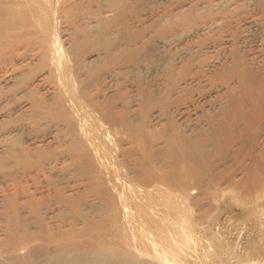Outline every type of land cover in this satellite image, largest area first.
<instances>
[{
    "label": "rangeland",
    "instance_id": "obj_1",
    "mask_svg": "<svg viewBox=\"0 0 264 264\" xmlns=\"http://www.w3.org/2000/svg\"><path fill=\"white\" fill-rule=\"evenodd\" d=\"M135 4L136 7L134 6L133 8L135 10L132 9L131 7V10H133V12L128 9L126 10L125 12H122V16H121V13L118 14V17L116 18V20H114L112 23V26H116V25H119V26H123L124 23L126 22H129L131 19H134L136 21H139V20H142V17L143 19L144 18H147L148 16L151 17V19L153 20H149L148 22L150 24H147L146 23V27L148 28H151V25L154 26L157 24V22H159L160 20V17L164 14H167L169 12V6L166 4V3H150V5L146 4L147 5V8L142 11L140 13V10H141V6L142 4H144V0L141 1V0H135ZM201 1H204V0H192V2L194 4L197 3H200ZM206 1V0H205ZM210 2L208 3H211L213 2L214 0H208ZM217 1V0H215ZM214 1V2H215ZM241 2L243 1H249V0H240ZM254 7L253 5L251 6H248V4L246 6H248L246 8L245 5H242V6H236L232 11L233 12H230V13H233L231 15H229L230 13L226 12L227 15L225 14V11H221V12H224V16H227V17H224L226 21L225 24L222 25V29L221 30H217L218 32H216L217 34L214 32H212L213 34L211 33H206L201 36H203L205 39H207L205 41V39L203 37H199V38H196L194 39L192 42L190 41H187L188 44H198V46H201L203 47L205 45V43H211L213 46V50L212 49H208V50H201L200 53L202 54H199L200 58H204V59H201V61L203 62L210 59L213 55L215 56H219L221 55L223 52H225V54H228L229 56L231 54H233V58L235 59V57L237 58L238 56V59H237V64H236V59L234 61V59L232 57H229L232 59V62H231V59H229L228 61H226L224 64H222L220 67H221V70L223 69V67L225 68V75H223L222 77V81L221 80V77L218 79H216V77H218L219 75H216L217 73L214 72V78H213V75L211 76V82L213 83V86L216 84H220L222 83L223 84V93L221 94V97H222V105L219 106L218 108H216L215 110H218L219 111H209V112H205L203 113L202 115H204L203 117H201L202 119L204 118H207L208 116H210L208 119H204L205 120V123H206V127H207V124L209 126L208 129L204 127L200 128L201 130H203V132L198 129L196 130L194 133H185V134H182L180 132V125H179V122L178 120L176 119L175 117V114L173 113V109L176 102H178L180 99L183 100L184 97H178V100L175 98V97H168L169 99H165L164 101H162V103L160 104V102L157 104L158 106L156 107L155 105L151 106L150 103L152 104V100L148 97L147 95V92L145 90L144 87H141L139 86L138 87V91L141 90V92L143 93V95L145 96V93H146V97L144 98V101L141 103V105L139 106V109L140 111L142 112V115L143 113L147 110V112L144 113V116H142V120H137L136 122H124L125 119L124 117L125 114H129L130 112V109L129 107L126 105V104H123V106H120L117 108H120V109H117V108H113L111 110V114L113 115L112 116V120L111 119H104V121L102 122L103 119H100L99 121H96V117H93V115L89 114L85 108L79 106L76 102L72 101L71 102V105L73 106L72 109L74 111V115L75 117H77V119H79L80 121L82 120L83 121H87V122H90L91 121V117H93L92 119H94V122H95V127L96 129L100 132H94V134H90L91 132H93L95 129H92L91 127V130L89 129H86L88 135H91V136H86V137H81V139L79 138V140L77 141L79 144H78V148L75 147V149L73 147H71L69 144H70V138L67 137L64 139H62V137L64 135L62 134H59L60 132L62 133L63 130L65 129V126L64 124L62 123L61 127L59 126V129L57 128V130L55 131V135H57V137L59 138V141L57 137L53 136L52 138L57 142L59 141V145L58 144H55L54 143V140L52 139H49L48 138L46 139L47 143H45V140L42 142V144H40L41 149L40 150V153L38 152L39 150L38 149H35V150H38L37 151V154L33 151L35 150H29V148L26 146V144L24 145L26 147H23V149H21L20 151L22 152V155L26 153H28V158L26 159H19V160H16V161H12V163H9L7 164H4L3 167H6L3 169H1L0 167V194L3 195L2 199L0 200V223H2V225L0 224V229L3 230V234H1L0 236V255H1V251L4 252V249L6 251V247H7V251L3 253V257L0 256V263L1 264H54L57 259L60 257H65V256H69V255H79L80 256V253L82 257H87L89 256V254H97L98 252L99 253H102V252H106L108 253L109 255H115L116 253V256L118 255L119 257L121 256V258L125 257V258H131L130 256H135V257H132L131 259H133L136 263L138 264H142V262L144 264H168L169 262V258H168V255L166 254H170L169 251H171L174 247L177 248L178 251H180L182 254V258L181 259V264H264V195H261V197L257 194L258 190H259V186H261L262 183H264V113L263 111L261 112V107L264 108V62L263 63H260L259 59H257V61H251V59H249V53L250 54H253L254 50H256V48L258 47H262L264 48V45L261 44L262 41H263V36L259 35L260 33L259 30V27L260 25H263L264 24V0H254ZM213 2V3H214ZM260 2V4H259ZM141 3V4H140ZM192 3V5L194 6V4ZM255 3H257L259 6V8L256 6L255 7ZM256 4V5H257ZM263 4V5H262ZM154 5V6H153ZM261 5V6H260ZM149 7V8H148ZM154 10H153V8ZM240 9H238V8ZM250 7H253V8H250ZM263 7V8H262ZM138 8V9H137ZM168 8V9H167ZM247 9V10H246ZM256 9V10H254ZM137 10V11H136ZM148 10V11H147ZM164 10V12H163ZM168 10V11H167ZM237 10V11H236ZM241 10V11H239ZM244 10V12H243ZM246 10V11H245ZM127 11L129 13H133L131 15L128 13V16L126 15L127 14ZM145 11L147 12V14L145 13ZM239 11V12H238ZM249 13H248V12ZM255 11V12H254ZM136 12H139V14H136ZM162 12V14H161ZM190 11L186 10L185 13H189ZM242 12V13H241ZM151 13V14H150ZM154 13V14H153ZM237 13V14H236ZM240 15H239V14ZM259 13V14H258ZM134 14H136L134 16ZM146 14V15H145ZM176 14V13H175ZM178 14H181V13H178ZM176 14V15H178ZM223 14V13H222ZM241 14H243L241 16ZM247 14V15H245ZM120 15V16H119ZM142 15V16H141ZM148 15V16H147ZM160 15V16H159ZM234 15V16H233ZM137 16V18H136ZM140 16V17H139ZM147 16V17H145ZM159 16V17H158ZM231 18H230V17ZM244 16V17H243ZM247 16V17H245ZM252 16V17H251ZM258 16V17H257ZM128 17V18H127ZM237 17V19L235 18ZM238 17H241V18H238ZM130 18V19H129ZM136 18V19H135ZM227 18H228V21L227 22ZM236 20H235V19ZM243 18V19H242ZM254 20L255 22H258V19H260L259 21L261 22H258L259 24L255 23L253 20L251 22V20ZM255 18V19H254ZM258 18V19H257ZM156 22H155V20ZM246 19L248 21H246ZM70 20V22H69ZM73 18L72 19H67V21H64L66 22L64 24V28L63 27H60L57 28L56 27V36L58 38H63V34H64V29L66 32H70L71 33V36H73L72 32H73V29L75 30V28H77L75 24H78ZM122 20H123V24H122ZM235 22H234V21ZM118 21V22H117ZM70 23L71 25H68V23ZM117 22V23H116ZM250 22V23H249ZM58 23H62V20H60V22H57L56 23V26ZM154 23V24H153ZM252 23V25H251ZM254 23V24H253ZM63 24V23H62ZM74 26H73V25ZM231 24V25H230ZM150 25V26H148ZM228 25V26H227ZM113 26V27H114ZM143 27L142 28H146V27ZM224 26V27H223ZM258 26V27H257ZM137 26H133L132 28L128 27L127 29L129 30L128 32L132 33V35H134L135 33V38L136 36H140V33L142 35V33H144L145 29H140L138 25V30L136 29ZM226 27V28H225ZM243 27V28H242ZM58 29V31H57ZM132 29V30H131ZM135 30V32H134ZM137 30V31H136ZM142 30V31H140ZM231 30V31H230ZM61 31V32H60ZM132 31V32H131ZM228 31V32H227ZM235 31V32H234ZM138 32V33H137ZM223 32V33H222ZM232 32V33H231ZM244 32V33H243ZM252 32V33H251ZM257 32V33H256ZM222 33V34H221ZM240 33V34H239ZM231 34L232 38H231V42L229 41V43H225V40L228 38V36ZM238 34V35H237ZM252 34V35H251ZM258 34V35H257ZM212 35V36H211ZM221 35V36H220ZM251 35V36H250ZM210 36V37H209ZM213 36H216V37H213ZM229 36V37H231ZM260 38H259V37ZM221 37V38H220ZM226 37V38H225ZM236 37V38H235ZM238 37V38H237ZM250 38V39H249ZM255 38V39H254ZM212 39V40H211ZM230 39V38H228ZM262 41H261V40ZM236 40V41H234ZM260 40V41H259ZM196 41V42H195ZM202 41V42H201ZM200 44H199V43ZM253 42V43H252ZM258 42V43H257ZM215 43V44H214ZM225 43V44H224ZM196 44V45H197ZM243 44V45H242ZM261 44V45H260ZM203 45V46H202ZM224 45V46H223ZM258 45V46H257ZM263 45V46H262ZM216 47V48H215ZM231 47V48H230ZM256 47V48H255ZM219 48V49H218ZM226 48V50H225ZM230 50V53L227 51H229L228 49ZM261 48V49H262ZM217 49V50H216ZM247 49V50H246ZM63 50V49H62ZM250 50V51H249ZM203 51V52H202ZM264 52V50H262ZM62 51L60 50H57V55L59 56ZM205 52V53H204ZM214 52V53H213ZM238 52V53H237ZM262 52V53H263ZM59 53V54H58ZM206 54V55H205ZM219 54V55H218ZM235 54H239V55H235ZM242 54V57H240ZM264 54V53H263ZM204 55L206 56V58L208 57V59H206L204 57ZM244 55H247V56H244ZM202 56V57H201ZM235 56V57H234ZM242 58V60H241ZM244 58V59H243ZM206 59V60H205ZM239 60H241L240 62H243L245 60H247L248 63H251L248 65V63L246 62H243L245 63L244 66L242 65V63L239 62ZM235 63H234V62ZM255 62V63H254ZM235 65H233V64ZM261 64L260 66H263V67H259V65L257 64ZM248 66H247V65ZM255 65V66H251V65ZM231 65V66H230ZM233 65V66H232ZM246 65V66H245ZM239 66V67H238ZM250 66V67H249ZM231 67V68H230ZM235 68V70H238V71H235L232 69ZM242 68V72L240 69L238 68ZM246 67L248 69V71H245L246 70ZM251 68V69H250ZM256 70H255V69ZM258 68V70H257ZM260 68H262V73L260 70ZM245 69V70H244ZM251 71H250V70ZM253 69V70H252ZM221 70L219 72H221ZM241 74H240V72ZM255 70V71H254ZM259 71V72H258ZM249 72V73H248ZM252 72V73H251ZM259 76H258V74ZM239 73L240 75L238 76L237 74ZM243 73V74H242ZM246 73V74H244ZM236 74V75H235ZM252 74V75H251ZM251 77H250V76ZM235 76H238L237 78H235ZM245 78H244V77ZM260 76H263L260 77ZM263 79V80H260V78ZM243 78V80H242ZM258 78V79H257ZM228 79H229V82H228ZM237 79V80H236ZM238 79H240L238 81ZM152 80V79H151ZM151 80H148L147 83L151 84ZM257 80V81H256ZM219 81V82H218ZM222 81V82H221ZM232 81V82H231ZM236 81V82H235ZM263 81V82H262ZM245 85H242V83ZM215 83V84H214ZM236 83V84H235ZM238 83H239V86H238ZM233 84V85H232ZM215 85V86H216ZM230 85V86H229ZM191 86V85H190ZM229 86V88L227 87ZM234 86V87H233ZM246 86V88L243 87ZM263 86V87H262ZM3 87L1 90H4L5 88H8V87H4V86H1ZM195 90H193L194 88ZM248 87V88H247ZM193 88V89H192ZM232 88V90H231ZM236 88V89H235ZM241 88V89H240ZM243 88V89H242ZM262 88V89H260ZM193 92H192V90ZM228 89H229V92H228ZM238 89V90H237ZM259 89V91H258ZM7 90V89H6ZM5 90V91H6ZM126 90V91H125ZM121 91L119 96L120 97H123L124 95L127 96H124V98H126V102L129 100L128 99V95H132L133 92H130V88L126 87V89ZM238 94H237V92ZM40 91H42L43 93H41ZM206 89L202 86H196V85H193L191 88L189 86H187L186 88V95L184 94L183 96H186L185 98H189L186 100V105H188L187 107V110L189 112H192L194 110H197L198 108V105H201L203 104L205 101H209V102H212V100H215V97H205L204 99L201 98L202 94L205 93ZM230 91L233 93V91H235V93H233L235 96L234 97H231V94ZM243 91V92H242ZM39 93L43 94L45 93V90L43 89H40L38 91ZM124 92V93H123ZM241 92V94H240ZM252 92V93H251ZM259 92V93H257ZM39 93H37V97H39ZM123 93V94H122ZM128 93V95L126 94ZM132 93V94H131ZM198 96H197V95ZM228 94V96H227ZM229 94H230V99H232L231 101H228L230 99H228L229 97ZM232 94V95H233ZM122 95V96H121ZM188 95V96H187ZM240 95V96H238ZM42 96V95H40ZM143 96V97H144ZM227 96V97H226ZM236 96H238L236 98ZM257 96V97H256ZM18 97V95L16 96ZM13 98L14 100H18V101H21V95L19 94V97L18 98ZM192 99H191V98ZM240 97V98H239ZM151 100H149V99ZM228 100H227V99ZM148 102H146L147 100ZM195 101V102H192L191 100ZM200 99V101H199ZM207 99V100H206ZM244 99V100H242ZM254 99V100H253ZM261 99V101H260ZM237 100V101H236ZM240 100V101H239ZM242 100V101H241ZM189 101V102H188ZM198 103H197V102ZM203 103H202V102ZM228 101V102H227ZM238 101L241 103V105L243 106H239L238 104ZM244 101V102H243ZM255 101V102H254ZM150 102V103H149ZM233 102V103H231ZM147 103V104H146ZM165 103V104H164ZM171 103V104H170ZM191 103V104H189ZM193 103V104H192ZM197 103V104H196ZM229 103V105H228ZM232 107H231V105ZM244 103V104H243ZM77 104V105H76ZM164 104L165 106V109H167L165 111L164 109V106L162 105ZM235 104V105H234ZM262 104V105H261ZM126 105V106H125ZM150 105V106H148ZM162 105V106H161ZM169 105H170V108H169ZM246 105V107H245ZM261 105V106H260ZM145 106H148L145 107ZM237 106V107H236ZM239 106V107H238ZM254 106H257V107H254ZM80 107V108H78ZM145 107V108H144ZM152 107V108H151ZM154 107H156L157 109L159 108H162L160 111L162 112V115L163 114H166L165 116L167 117L168 120H170V118L168 116H171V120L168 121L167 119H164V117L159 120L158 122H152V124L150 123V125H148L145 121V116L147 115V113L149 112L148 110H151L153 109ZM200 107V106H199ZM76 108V109H75ZM123 108V109H122ZM256 108V109H255ZM75 109V110H74ZM78 109V110H77ZM81 111H80V110ZM83 109V110H82ZM164 109V110H163ZM199 109V108H198ZM239 109V110H238ZM243 111H242V110ZM255 109V110H254ZM122 110V111H121ZM129 110V111H128ZM172 110V111H171ZM253 110L255 111V114L253 113ZM264 110V109H262ZM80 111V112H79ZM125 111L127 113H125ZM165 111V112H163ZM171 111V112H170ZM222 111V112H221ZM224 111V112H223ZM117 112V113H116ZM169 112V113H168ZM216 112H219L216 114ZM244 112V113H243ZM116 113V114H115ZM123 113V114H122ZM221 113V114H220ZM224 113V114H223ZM146 114V115H145ZM208 114V115H207ZM245 114V115H244ZM86 115V116H85ZM173 115V116H172ZM201 115V116H202ZM221 115H226L224 116L225 118H223L224 120H222L221 118ZM83 118H81V117ZM85 116V117H84ZM89 116L90 118V121L88 119ZM206 116V117H205ZM212 117V118H211ZM219 117V118H218ZM228 117V118H227ZM244 117V118H243ZM81 118V119H80ZM85 118V119H84ZM122 118V119H121ZM247 118V119H246ZM11 122V118H2L1 120H4L3 123H1L2 121L0 120V129L1 131H3L5 125L7 124H10L9 123V120ZM215 119V121H213ZM244 119V120H243ZM7 120V122H6ZM108 120V121H107ZM164 120V121H162ZM167 120V121H165ZM177 120V121H175ZM206 120H208L206 122ZM210 120V121H209ZM218 120V121H217ZM248 120V121H246ZM250 120V121H249ZM142 121V122H141ZM176 123H175V122ZM231 121V122H230ZM252 121V122H251ZM93 122V121H92ZM93 122V123H94ZM98 122V123H97ZM124 122V123H123ZM178 122V124H177ZM218 122H221V123H218ZM230 122V123H229ZM242 122V123H241ZM258 122V124H257ZM260 122V123H259ZM262 122V123H261ZM91 123V122H90ZM90 123H87L88 125ZM129 123V124H128ZM229 123V124H228ZM2 124H5V125H2ZM101 124V125H100ZM104 127H102L103 125ZM106 124V125H105ZM123 124V125H122ZM126 124V125H125ZM222 124V125H221ZM241 124V125H240ZM243 124V125H242ZM251 124V125H249ZM6 125V126H7ZM78 125V124H77ZM117 125V126H116ZM146 125V126H145ZM175 125V126H174ZM179 125V127H178ZM220 125H221V128H220ZM227 125V126H226ZM262 125V126H261ZM64 126V128H62ZM99 126V127H98ZM101 126V127H100ZM115 126V128H113ZM121 126V127H119ZM129 126V127H128ZM149 126V127H147ZM177 126V127H176ZM261 126V127H260ZM67 127V126H66ZM77 127V126H76ZM87 127V125H86ZM89 127V126H88ZM93 126V128H95ZM110 127V128H109ZM128 127V128H127ZM132 127V128H131ZM172 127V128H170ZM256 127V128H255ZM101 128V129H100ZM103 128V129H102ZM169 128V130H168ZM212 131H211V129ZM217 128V129H216ZM219 128V129H218ZM223 128V129H222ZM226 128V129H225ZM263 128V129H262ZM42 129V128H41ZM40 129V130H41ZM109 129V130H108ZM116 129V130H115ZM132 129V130H131ZM160 129V130H159ZM167 129V130H166ZM254 129V130H253ZM262 129V130H261ZM40 130L38 132H35L34 129H33V132H35L34 134L38 135V136H41L44 135L45 130L49 131V129H47L46 127L43 128L41 130V134H40ZM44 130V131H43ZM61 130V131H60ZM126 130V132H125ZM128 130H130L128 132ZM154 130V131H153ZM176 130V131H174ZM210 130V131H208ZM214 130V131H213ZM217 130V131H215ZM220 130V131H219ZM222 130V131H221ZM251 130V131H250ZM261 130V132H260ZM47 131V132H48ZM60 131V132H59ZM118 131V133H116ZM166 131V132H165ZM169 131V132H167ZM173 131H174V134H173ZM198 131H200L201 133H199ZM242 131V132H241ZM251 133H250V132ZM32 131L29 133V134H32L33 133ZM43 132V133H42ZM113 132V133H112ZM120 132V134H119ZM125 132V133H124ZM128 132V133H127ZM142 132V133H141ZM147 132V133H145ZM150 132V134L148 133ZM171 132V133H170ZM177 135H176V133ZM207 132V133H205ZM218 132V133H216ZM97 133V135H96ZM111 133V134H110ZM138 133V134H137ZM151 133H152V136H151ZM169 133V134H168ZM206 134V137L205 136H202L203 134ZM213 133V134H212ZM220 133V134H219ZM24 134V133H22ZM75 134L77 135V133L75 132ZM99 134V135H98ZM103 134V135H102ZM137 134V136L135 135ZM148 135V136H144V135ZM155 134V135H154ZM167 134V135H166ZM181 134V135H180ZM187 134V135H186ZM188 134H191V135H188ZM194 134V135H193ZM200 136H199V135ZM202 134V135H201ZM212 134V136H210ZM251 134V135H250ZM62 135V137H61ZM112 135V136H111ZM115 135H118V136H115ZM143 135V136H142ZM170 135V136H169ZM174 135V136H173ZM175 135L177 137H175ZM193 135V136H192ZM198 135V136H197ZM209 135V136H208ZM23 136V135H22ZM61 138H60V137ZM96 138H94V137ZM115 136V137H114ZM124 138H123V137ZM127 136H128V140H127ZM131 136V137H130ZM137 139H135L136 137ZM140 136V137H139ZM163 136V138H162ZM167 136V137H166ZM182 136V137H181ZM191 136V137H190ZM225 136V137H224ZM256 136V137H255ZM80 137V136H79ZM90 137V138H89ZM100 137V138H99ZM111 137V138H110ZM126 137V138H125ZM143 137V138H141ZM150 137H154L153 140L152 138ZM172 137V138H171ZM181 137V138H180ZM186 137V138H185ZM196 137H199L198 139ZM76 138H78V135L76 136ZM88 138V139H87ZM94 138V139H93ZM118 138V139H117ZM130 138V139H129ZM140 138V139H139ZM145 138V139H144ZM157 138V139H156ZM174 138V139H173ZM191 138V141L188 139ZM201 138V139H200ZM206 138V140H205ZM218 138V139H217ZM241 138V139H240ZM67 139H69L67 141ZM75 139V138H74ZM91 139V140H90ZM99 139V142H97ZM121 139H124L123 141H121ZM133 139V140H132ZM142 141H139L141 140ZM162 139V140H161ZM193 139V140H192ZM204 139V140H203ZM64 140V141H63ZM93 140V141H92ZM110 142V144L108 145V141ZM117 140V141H115ZM132 140V141H131ZM137 140V141H136ZM158 140V141H157ZM161 142H160V141ZM200 140V142H199ZM202 140V142H201ZM211 140V141H210ZM49 141V142H48ZM96 141V143L94 142ZM125 141L127 143H125ZM145 141H146V144H145ZM155 141V142H154ZM183 141V142H182ZM196 141V142H195ZM220 141V142H219ZM64 142V143H63ZM67 142V143H66ZM69 142V144H68ZM81 142V143H80ZM86 142V143H85ZM88 142L90 144H88ZM102 142H105V143H102ZM113 142V143H112ZM118 142V143H116ZM121 142V143H120ZM124 142V143H123ZM129 142V143H128ZM134 142V143H133ZM137 142H140V143H137ZM143 142V143H142ZM150 145H148L147 144ZM208 142V143H207ZM54 143V144H53ZM61 143V144H60ZM131 143V146L134 145V146H130V150L129 151V148H128V144ZM133 143V144H132ZM137 143V145L135 144ZM160 143V144H159ZM181 143V144H180ZM184 143V144H183ZM190 143V144H189ZM198 143V145H197ZM202 143V144H201ZM44 144H46L47 146H45ZM51 144V145H50ZM65 144V146L63 145ZM93 144H95V147ZM99 144V145H98ZM103 144V146H102ZM143 144V145H142ZM169 144V145H168ZM180 144V145H178ZM192 144V145H191ZM43 145V146H42ZM56 145V146H55ZM57 145L59 146L57 148ZM63 147H62V146ZM89 145V146H88ZM93 145V147L91 146ZM101 145V146H100ZM105 145V146H104ZM139 145V146H138ZM174 145V146H173ZM187 145V146H186ZM203 145V146H202ZM52 146H55V148H53ZM111 147L110 149H108L109 147ZM121 146V147H120ZM145 146H148L145 148ZM153 146V147H152ZM157 147L156 148H154ZM182 146V147H181ZM225 146V147H224ZM62 147V148H61ZM92 147V148H91ZM96 148V151L93 150V148ZM123 147V148H122ZM137 147V148H135ZM152 147V148H151ZM179 147V148H178ZM181 147V148H180ZM188 149H187V148ZM202 147V148H200ZM43 148V149H42ZM44 148L46 149L45 151L47 152H44ZM49 148V149H47ZM73 148V149H72ZM86 148V149H85ZM99 148V149H98ZM133 150H132V149ZM145 148V149H143ZM150 148V150L148 149ZM177 148V150H175ZM190 148V149H189ZM25 149V151H24ZM51 149V150H50ZM70 149V150H69ZM101 149V150H100ZM105 150V152L102 154V152ZM108 149V151H107ZM121 149V150H120ZM127 149V150H126ZM152 149V150H151ZM156 149V150H155ZM41 150H42V154L44 155H41ZM80 150V151H79ZM89 152H88V151ZM100 150V151H99ZM115 150V151H114ZM141 150V151H140ZM181 152H180V151ZM32 151V152H31ZM108 154H107V152ZM109 151H114L113 153ZM117 151L120 153H117ZM134 151H138L139 153L137 154L136 152ZM150 151V153H149ZM186 151V152H185ZM16 153L19 152V151H15ZM14 152V154H16ZM20 152V154H21ZM29 152L31 154H29ZM55 152V153H54ZM62 152V153H61ZM66 152V153H65ZM93 152L94 153H97L95 155H93ZM100 152V153H99ZM133 152H134V155H133ZM172 152V153H171ZM59 153V154H58ZM71 153L72 155V158L71 155H69ZM74 156H73V154ZM85 153V154H84ZM100 155H99V154ZM115 153V154H114ZM171 153V154H170ZM174 153V154H173ZM181 153V154H180ZM19 154V153H18ZM35 154L39 157H42L40 161H38L36 164L33 163L34 161H30L32 160V158H29V156H35ZM64 154V155H63ZM66 154L67 157H69V159L66 157ZM77 154V155H76ZM102 154V155H101ZM110 154V155H109ZM128 154V155H127ZM131 154V155H130ZM155 154V155H154ZM20 155V156H22ZM41 155V156H40ZM47 155V156H46ZM54 155V156H53ZM58 155V156H56ZM59 155L61 156V158L59 157ZM64 158H63V156ZM78 155H80L78 157ZM82 155V156H81ZM106 155V156H105ZM115 155V157H114ZM117 155V156H116ZM130 155V156H129ZM179 155H181L182 157H180ZM192 155V156H191ZM197 155V156H196ZM49 157V158H46V157ZM56 156V157H55ZM120 156L119 160L117 161V157ZM53 157V159H52ZM78 157V159H77ZM124 157V158H123ZM214 157V158H213ZM20 158H24L23 156L20 157ZM59 158V160L57 159ZM76 158L77 159V162H76V159H75V163H77V165H71L72 162V159ZM91 158V159H90ZM98 158V159H97ZM102 158V159H101ZM109 158V159H108ZM111 158V159H110ZM115 158V159H114ZM137 158V159H136ZM43 159V161H42ZM51 159V161H50ZM62 159V160H60ZM84 159V163H82V160ZM94 161H93V160ZM108 159V160H107ZM113 159V160H112ZM122 159V160H121ZM142 159V160H141ZM21 160V161H20ZM55 162H54V161ZM57 160V161H56ZM92 162L89 164V162ZM100 160V161H99ZM112 160V162H111ZM147 160V161H146ZM190 160V161H189ZM23 161V162H22ZM49 161V162H47ZM53 161V162H52ZM98 161V162H97ZM108 161V163H107ZM114 161V162H113ZM122 161V162H121ZM150 161V162H148ZM189 161V163H188ZM17 162V164H15ZM21 162V163H20ZM29 162V163H28ZM61 162V163H60ZM70 162V163H69ZM102 162V163H100ZM104 162V163H103ZM31 163V164H30ZM33 163V164H32ZM48 165H47V164ZM50 163L52 165H50ZM55 163V164H54ZM66 163L67 167L66 166ZM85 165L83 167V165ZM110 163V164H109ZM117 163V164H116ZM126 163H129L126 164ZM191 163V164H190ZM23 164V165H22ZM36 166H35V165ZM42 164H46V165H42ZM55 166H54V165ZM74 164V163H73ZM92 164V165H91ZM104 164V165H103ZM106 164V166H105ZM114 164V165H113ZM152 164V165H151ZM179 164V165H178ZM19 167H17V166ZM24 165H25V168H24ZM27 165V166H26ZM33 165V166H31ZM43 167H41V166ZM50 165V166H49ZM62 165V166H61ZM71 165V166H70ZM89 165V167H88ZM108 165V166H107ZM142 165V166H141ZM174 165V166H172ZM183 165V166H181ZM9 166V167H8ZM15 166V167H14ZM29 166V167H28ZM49 166V167H48ZM53 169H52V167ZM64 166V167H63ZM76 166V167H74ZM103 166V167H102ZM111 166V167H109ZM159 166L163 167V168H159ZM50 168L51 170H49L48 168ZM58 167V169L56 170L55 168ZM67 167V168H66ZM77 167H78V170H77ZM91 170H88V168ZM107 169H106V168ZM169 167V168H168ZM172 167V168H171ZM257 167V168H256ZM10 168V169H9ZM21 171H20V169ZM26 168H28L26 170ZM31 168V169H30ZM34 168V169H33ZM35 168H37L35 170ZM63 168V169H62ZM65 168V169H64ZM80 168V169H79ZM101 168V169H100ZM133 168V169H132ZM165 168V169H164ZM168 168V169H167ZM180 168V169H179ZM183 168V169H182ZM7 169V170H6ZM14 169V171H16L15 173H18L17 174H13L12 170ZM19 169V170H18ZM40 171H39V170ZM43 169V171L45 172V174H43V171L41 172V170ZM48 169L49 171H52V172H48ZM59 169H61L59 171ZM83 169V170H82ZM107 173H106V171ZM186 172H185V170ZM191 171V173H189L190 176H188V171L189 170ZM2 170V171H1ZM4 170V171H3ZM6 170V171H5ZM31 171V172H28ZM63 170L65 172H63ZM67 170V171H66ZM74 170V172H72ZM77 170V171H76ZM110 170V171H109ZM114 170V173L113 171ZM132 170V171H131ZM135 170V171H134ZM165 170H166V174H165ZM179 170V171H178ZM188 170V171H187ZM8 171V172H7ZM10 171V172H9ZM58 171V172H56ZM76 171V172H75ZM79 171V172H78ZM82 171L81 173V176H80V172ZM84 171V173H83ZM99 171V173H98ZM103 171V172H101ZM116 171V172H115ZM169 171V173H168ZM174 171V173H172ZM4 172V173H3ZM6 172V173H5ZM37 172V174H36ZM55 172V173H54ZM63 173H66L65 174H62ZM113 173L111 175V173ZM135 172V173H133ZM182 172V173H181ZM197 172V173H196ZM240 172H243L240 174ZM10 173V175H9ZM19 173L21 176H19ZM24 177H23V175ZM75 173V175L73 174ZM77 173H79L77 175ZM103 173H106V175H111L112 180L109 179L111 177L109 176H106L108 179H106V177L103 175ZM110 173V174H109ZM117 173V174H116ZM141 173V174H140ZM143 173V174H142ZM161 175H160V174ZM193 173V174H192ZM259 173V174H258ZM7 174V175H6ZM12 174V176H11ZM30 174V175H29ZM50 174V175H49ZM83 174V175H82ZM95 174V175H94ZM163 174V175H162ZM192 174V175H191ZM241 175V176H238ZM15 175V176H14ZM28 175V176H27ZM58 175V176H57ZM59 175L61 177H59ZM73 175V176H72ZM102 175V176H101ZM145 175V176H143ZM237 177H236V176ZM256 175V176H255ZM9 176V177H8ZM18 176V177H17ZM41 176V177H40ZM68 177L67 179L64 178V177ZM95 176V177H94ZM153 178H151V177ZM159 176V177H158ZM166 176V177H165ZM193 176V179L192 177ZM197 176V177H196ZM255 176V177H254ZM260 176V177H259ZM14 177H17V178H14ZM28 177V178H27ZM32 177V178H31ZM50 177V178H49ZM63 177V178H62ZM74 177H77L76 179H74ZM84 177V178H83ZM86 177V178H85ZM93 177V178H92ZM118 177V178H117ZM158 177V178H157ZM185 177V178H184ZM5 178V179H3ZM14 180H13V179ZM48 178V179H47ZM72 178V179H71ZM88 178L90 179L88 181ZM96 178V179H95ZM115 178V179H114ZM149 178V179H148ZM155 178V179H154ZM160 178V179H159ZM172 178V179H171ZM175 181H174V179ZM181 178V179H180ZM238 178V179H237ZM245 178V179H244ZM250 178V179H249ZM262 178V179H261ZM50 179V180H49ZM63 179V180H62ZM102 179V180H101ZM176 179H177V182L180 183L181 185L185 182L186 184V187L184 188H178L180 186V184H178L176 182ZM179 179V181H178ZM195 179V180H194ZM4 180V181H3ZM6 180V181H5ZM34 180V181H33ZM41 182H39V181ZM58 180V181H57ZM67 180V182H66ZM79 180V181H78ZM81 180V181H80ZM86 180V181H84ZM110 180H111V183L110 184ZM115 180V181H114ZM117 180H120L119 182ZM139 180V181H138ZM142 180V181H141ZM164 180V181H163ZM166 180V181H165ZM258 180V182L256 181ZM69 181L71 184H69ZM117 181V182H116ZM132 181V182H131ZM162 181V182H161ZM170 181V182H169ZM173 181V182H172ZM183 181V182H182ZM192 181V182H191ZM211 181V182H210ZM53 184H52V183ZM60 182V183H59ZM84 182L88 183V184H85ZM157 182V183H156ZM194 182V184H193ZM247 182V183H246ZM257 182V183H256ZM35 183V184H34ZM39 185H38V184ZM116 183V184H114ZM120 183V184H119ZM139 184V187H137V185ZM163 183V184H162ZM172 183V184H171ZM249 183V184H248ZM30 184V185H29ZM48 184V185H47ZM51 184V185H50ZM62 184V185H61ZM64 184L68 185L65 186ZM78 184H80V187L78 186ZM110 184V185H109ZM158 184V185H157ZM161 184V185H160ZM165 184V185H164ZM175 186H174V185ZM18 185V186H17ZM29 185V186H27ZM35 185V186H34ZM41 185V186H40ZM61 185V186H60ZM96 185V186H95ZM116 185V186H115ZM120 185V186H119ZM141 185H143L144 189L142 187H140ZM148 185V186H146ZM151 185L154 186L153 188L155 189H152V188H149V186ZM168 185V186H167ZM183 185V186H184ZM222 185V186H221ZM245 185L251 187V188H248L247 186L245 187ZM32 186V187H31ZM46 186V187H45ZM58 186V187H56ZM71 186V187H70ZM100 186H103L102 188H100ZM119 186V187H118ZM133 186V187H132ZM135 186V187H134ZM160 186V187H159ZM163 186V187H162ZM176 187L173 188V187ZM253 186V188H252ZM20 189H19V188ZM36 187V188H35ZM38 187V188H37ZM42 187V188H41ZM48 187V188H47ZM56 187V188H55ZM61 187V188H60ZM64 187V188H63ZM70 187V188H69ZM74 189H73V188ZM107 187V188H106ZM121 187V188H120ZM123 187V188H122ZM27 188V189H26ZM54 188V189H53ZM58 188V189H57ZM78 188L79 192H77L78 190H76ZM80 188V189H79ZM96 188V189H95ZM133 188V189H132ZM135 188V190H134ZM141 190H146L145 192L141 191ZM146 188V189H145ZM150 191L153 192L151 193L150 191H148L149 189ZM258 188V190H257ZM30 189V190H29ZM40 189V190H39ZM51 189V190H50ZM63 189V190H62ZM67 191H66V190ZM69 189V190H68ZM92 191H91V190ZM100 189H103V190H100ZM122 189L124 190L122 192ZM131 189V190H130ZM139 189V190H138ZM152 189V190H151ZM190 190L192 189L193 192L197 193L198 197L199 198H204L205 201L206 199L210 200L208 201V204L207 205H204V209H209V213L212 212L213 215L217 214V216L214 218V222H211V226L209 229L207 230H204L203 229V226L201 225H198L196 226L195 223L192 222V219L193 217L192 216V213L194 214V212L198 211V204H194L190 199V202L191 203L189 205V203L187 202L188 200V194H187V190ZM253 189V191H252ZM20 190V191H19ZM22 190V191H21ZM52 190H54L52 192ZM62 190V191H60ZM70 190H74L73 192L70 191ZM76 190V191H75ZM96 190H99V191H96ZM120 190V191H119ZM133 190V191H132ZM137 190V191H136ZM192 190H190L192 192ZM245 190H248V191H245ZM4 191V192H3ZM7 191V192H6ZM13 191V192H12ZM24 191V192H23ZM26 191V193H25ZM50 193H49V192ZM69 191V195H65V194H68L66 192ZM91 191V192H90ZM117 191V192H116ZM136 191V192H135ZM140 191V194L137 193ZM167 191V192H165ZM19 192V193H18ZM43 194H42V193ZM48 192V193H47ZM63 192V193H61ZM102 193L100 195V193ZM120 192V193H119ZM137 194H135V193ZM143 192V193H142ZM250 192V193H249ZM252 192V193H251ZM4 193V194H3ZM25 193V194H24ZM39 193V194H38ZM46 193V194H45ZM56 193V194H55ZM61 193V194H60ZM73 193V194H72ZM77 193V194H76ZM117 193V195L115 194ZM123 193V194H122ZM134 193V195H133ZM154 193V194H153ZM160 193V194H159ZM167 193V194H166ZM225 193V194H224ZM240 193V195H239ZM245 193V194H244ZM11 194V195H10ZM31 194V196H30ZM55 194V195H54ZM73 198H71V196ZM76 194V195H75ZM109 194V195H108ZM122 194L124 195V199L125 197L128 196V198L131 199V201H129L128 199V205H127V202L125 203L124 201H121V202H124L123 204L126 206H124L123 204H121V202L117 205V204H114L115 200H117V197L118 198H121L122 199V195L119 197V195ZM143 194V195H142ZM145 194H147L145 196ZM153 194V195H152ZM242 194V196H241ZM251 194H253L251 196ZM8 195V196H7ZM10 195V196H9ZM12 195L14 197H12ZM90 195V196H89ZM91 195H94L95 197L100 196V198H95L94 197V201H92V197ZM117 197H116V196ZM157 195L156 197H153ZM229 195V196H228ZM250 195V197H249ZM8 197L6 200V197ZM38 196V197H37ZM69 196V197H68ZM89 196V197H88ZM107 196V197H106ZM209 196V197H208ZM240 196V198H239ZM11 197V199L13 200H9V198ZM57 197V198H55ZM80 197V198H79ZM116 197V198H115ZM148 199H147V198ZM150 197V198H149ZM159 197V198H158ZM171 197H174V198H171ZM238 197V199H237ZM4 198V199H3ZM37 198V199H36ZM60 198V199H59ZM66 201H65V199ZM83 198V199H82ZM89 198L91 199L90 201L93 203L94 209L92 208H89L87 211H84L82 210L83 207H84V204L86 203H90L89 202ZM133 198H136L134 200L136 201H139L138 204L137 202H134ZM143 198V199H141ZM158 198V199H157ZM212 198V199H211ZM250 200H249V199ZM254 198V199H253ZM262 198V199H260ZM18 200L16 202V200ZM25 199V200H24ZM33 199V200H32ZM55 199V200H54ZM76 199V200H74ZM81 199V200H80ZM88 199V200H87ZM98 199V201H97ZM100 199V200H99ZM105 199V200H104ZM109 199V200H108ZM114 199V200H113ZM127 199V198H126ZM139 199V200H138ZM141 199V200H140ZM150 200V199H153V200H150V201H147V200ZM171 199V200H170ZM176 199V200H175ZM240 199V201H239ZM248 199V200H247ZM261 201H259V200ZM7 201L5 203V201ZM61 202H59V201ZM63 200V201H62ZM69 200V201H68ZM74 200V201H73ZM143 200V201H142ZM158 200V201H157ZM159 200L161 202H159ZM169 200V201H168ZM188 200V201H189ZM247 200V201H246ZM251 200H256L255 203H253V201ZM4 201V202H3ZM26 201V203L24 202ZM28 201V202H27ZM38 201V202H37ZM83 201V202H82ZM113 201V202H112ZM148 203H147V202ZM154 201V202H153ZM164 201H166L164 203ZM180 201V202H179ZM10 202V203H9ZM22 202V203H21ZM36 204H34V203ZM40 202V203H39ZM71 202V203H70ZM73 202V203H72ZM78 202V203H77ZM96 202V203H95ZM101 203V207H99V204L98 203ZM105 202V203H104ZM130 202H133L135 203V205L133 203L130 204ZM142 202V203H141ZM146 202V205L145 203ZM158 202V204H157ZM168 202V203H167ZM187 202V203H186ZM239 202V203H238ZM259 202V203H258ZM17 203V204H15ZM39 203V204H38ZM67 203V204H66ZM104 203V204H103ZM140 203V204H139ZM156 203V204H155ZM172 203V204H171ZM179 203V204H178ZM200 203V202H199ZM212 203V204H211ZM249 203V204H248ZM257 203V204H256ZM3 204V205H2ZM21 206H20V205ZM26 204V205H25ZM32 204V205H31ZM34 204V205H33ZM38 204V205H37ZM44 204V205H43ZM65 204V205H64ZM73 204V206L71 205ZM74 204H79L80 205V217H79V205H74ZM98 204V206H97ZM106 204V206H105ZM120 204L122 205V207L124 206V208H122L120 206ZM133 204V205H132ZM150 206H149V205ZM161 204V205H160ZM169 204V205H167ZM173 204H176V205H173ZM240 204V205H239ZM12 207H11V206ZM17 207H16V206ZM47 205V207H46ZM103 205V206H102ZM110 205V206H108ZM117 205V206H116ZM141 205V206H139ZM154 205L156 207H154ZM163 205V206H162ZM169 207L165 210L168 211H171L173 210L175 207L177 208V206H179L177 208V210L179 209L181 212V215H185L186 217H188L187 215H190V223L189 225L191 226H185L184 225H181L180 222H178L176 220V218L174 216H177V214H175V210H173L172 214L171 212H169L170 214H168V212L165 210H162L165 208V206ZM7 206V207H5ZM16 208H15V207ZM20 206V207H18ZM23 206V207H22ZM28 206V207H27ZM40 206V207H39ZM42 206V207H41ZM57 206V207H56ZM66 206V207H65ZM72 206V207H71ZM105 206V207H104ZM118 209H116L115 207ZM130 206L132 208H130ZM134 206V207H133ZM147 209H145V207ZM159 206V207H158ZM174 206V207H173ZM181 206V207H180ZM205 206H208L207 208ZM210 206V207H209ZM9 207L11 208V210L16 211L14 214L13 212L11 211V213L9 212ZM27 207V208H26ZM38 207V208H37ZM46 207V208H45ZM52 207H53V211H52ZM56 207V208H55ZM60 207V209H59ZM64 209L62 210L61 209ZM66 210H65V208ZM76 207V208H74ZM99 207V208H97ZM137 207H140L139 209ZM171 207V208H170ZM189 207V209H188ZM197 207V208H195ZM257 207V208H256ZM263 207V208H262ZM25 208H26V211H25ZM30 210H29V209ZM37 208V210H36ZM49 211H52L54 213V215L51 213L49 214L48 210ZM70 208V209H69ZM72 208V209H71ZM142 208V209H141ZM161 208V209H159ZM250 208V209H249ZM7 209V210H6ZM35 209V210H33ZM51 209V210H50ZM57 209V210H56ZM74 209H76V216L74 215V217H70V216H73V212ZM93 211H92V210ZM116 209V210H115ZM125 211V212H123ZM148 209H154V210H151L148 212ZM158 209V210H157ZM182 209V210H181ZM196 209V211L194 210ZM203 209V208H202ZM249 209V211H248ZM24 210V211H22ZM28 210V211H27ZM47 210V212H46ZM70 210V211H69ZM92 212H91V211ZM96 210V211H95ZM104 210V211H103ZM108 210L110 211V214L108 212ZM137 212H135V211ZM141 210V211H139ZM147 210V212H143ZM185 210V211H183ZM194 210V211H193ZM21 213H20V212ZM30 211V213H29ZM39 211V212H38ZM56 211V212H55ZM57 211L58 214H57ZM65 211V214L63 213ZM68 213H67V212ZM72 211V212H71ZM83 211V213H82ZM92 213H90V212ZM107 211V212H105ZM116 211V212H115ZM130 211V213H129ZM161 211V212H159ZM208 211H205L208 213ZM219 211V212H218ZM255 212V213H252V212ZM7 212V213H6ZM9 212V214H8ZM26 212V213H25ZM42 212V214H41ZM45 212V214L47 215H43V213ZM60 212H62L63 214H61ZM87 212V214L85 213ZM94 212V213H93ZM98 212H100L98 214ZM115 212V214H114ZM128 212V213H127ZM187 212V213H186ZM218 212V213H217ZM6 213L7 215H4L3 214ZM25 214V218H24V215ZM29 213V214H28ZM32 213V214H31ZM39 213L41 215H39ZM68 215H67V214ZM69 213L71 215H69ZM88 216H83L85 215ZM90 213V214H89ZM120 213V214H119ZM125 214V215H122V214ZM134 213V214H133ZM135 213H139L140 215L137 216V214ZM162 213V214H161ZM166 215H164V214ZM168 215H167V214ZM174 213V215H173ZM177 213V212H176ZM179 213V212H178ZM208 213V214H209ZM211 213V214H212ZM259 213V214H258ZM11 214H13L11 216ZM35 214V215H34ZM61 214V215H60ZM96 214V217L95 215ZM108 214H110L108 218ZM119 214V216H118ZM152 214V215H151ZM160 214V216H159ZM187 214V215H186ZM253 214V215H252ZM261 216H257V215H260ZM3 217H2V216ZM10 219L12 218L13 222L9 219L7 220L9 217ZM18 215V217H17ZM27 215H33V216H27ZM51 215V216H50ZM53 215V217H52ZM58 215V216H57ZM62 215H64L62 217ZM91 215V217H89ZM107 215V216H106ZM114 215H117L114 216ZM131 215V216H130ZM152 217H151V216ZM164 215V217H163ZM214 215V216H215ZM21 216L23 217V220L21 219ZM36 217L34 219H32L33 217ZM61 216V217H60ZM66 216V217H65ZM84 217V218H81V217ZM94 216V217H93ZM127 216H129L127 218ZM133 216H135L133 218ZM142 216V219H140ZM146 217L147 219L151 220L153 218V220H151V227L153 224L157 225L159 224H162L166 227L164 232L165 234H161V233H164V232H161L160 234H158L159 236H163V235H166L168 234L167 236L169 237H165L163 236V238H166L168 239L167 241L168 242H165L162 246V244H160L158 238L159 236L157 234V232H155V229L153 228H150L148 227L147 225L145 226V223H144V220H143V217ZM162 216V217H161ZM167 216H169V218H167ZM173 216V217H171ZM194 216V215H193ZM5 217V218H4ZM8 217V218H7ZM27 217V219H26ZM45 217V218H44ZM49 217H52L51 219ZM55 217V218H54ZM59 217V218H58ZM71 219H69V218ZM79 217V219H78ZM93 217V218H92ZM101 217V218H100ZM104 217V218H103ZM107 217V218H105ZM121 217H124L121 218ZM150 217V218H149ZM158 217L160 219H158ZM166 217V218H165ZM15 218V219H14ZM29 218H31V222H29ZM44 218V219H43ZM75 218V219H74ZM87 218V219H85ZM89 218H92L91 220ZM100 218V219H98ZM103 218V220H102ZM118 218V219H117ZM157 218V219H155ZM256 218V219H255ZM5 219V220H4ZM18 219V220H16ZM20 219H21V222H20ZM26 219V221L24 220ZM47 219V220H45ZM73 219V220H72ZM77 219V221H76ZM80 219L82 221H80ZM85 219V220H84ZM95 219H98V220H95ZM108 219V220H106ZM131 219V220H130ZM177 221L175 222L174 221ZM7 220V221H6ZM32 220L35 221V223H37V226H35L36 224L34 223V226H33V223H32ZM44 220V221H43ZM54 220V221H53ZM70 220V221H69ZM84 220V221H83ZM118 220V221H116ZM140 220H142L143 222H140ZM158 220V221H157ZM164 220V221H163ZM11 221V223H7ZM17 221V222H16ZM25 221V222H24ZM38 221V222H37ZM43 221V222H42ZM67 221V222H66ZM73 221V222H72ZM92 224H91V222ZM95 221V222H94ZM103 221V222H102ZM112 223V224H110ZM114 221V222H113ZM158 223H157V222ZM3 222L5 224V227H6V231H5V227H3ZM15 222V223H14ZM29 222V223H28ZM40 222V223H39ZM42 222V223H41ZM76 222V223H75ZM88 222V223H87ZM107 222V223H105ZM167 222V223H165ZM173 222V223H172ZM192 222V223H191ZM7 223V224H6ZM14 223V224H13ZM17 223V228H14L16 226ZM21 223V224H20ZM23 223V224H22ZM27 223V224H26ZM47 223V224H46ZM55 223V224H54ZM73 223V224H72ZM75 223V224H74ZM80 223V224H78ZM83 223V224H82ZM101 224V226L99 224ZM124 224V225H121V224ZM133 223V224H132ZM143 223V225H142ZM157 223V224H156ZM170 223V224H168ZM31 224V226H30ZM61 224V225H60ZM78 224V225H77ZM83 226H82V225ZM87 224V225H86ZM104 224V225H103ZM116 224V227L115 225ZM119 224V225H118ZM172 224V225H171ZM176 224V225H175ZM7 225V226H6ZM23 225H27L26 227L23 226ZM39 225V226H38ZM47 225V226H46ZM50 225V226H49ZM58 225V226H57ZM63 225V226H62ZM84 225L87 227V230H86V227H84ZM95 225V227H94ZM105 225H108V226H105ZM169 225V226H168ZM24 228H23V227ZM53 226V227H52ZM65 226V227H64ZM76 228H75V227ZM119 226V227H118ZM121 226V228H120ZM133 228H132V227ZM142 226V227H141ZM182 226H183V229H182ZM10 227V228H9ZM36 227V228H35ZM47 227V228H45ZM50 227V228H49ZM55 227V228H54ZM80 227V228H78ZM102 227V229H101ZM107 227L109 229H107ZM113 227H114V230H113ZM123 227V230H125V232H120L121 229ZM129 227V228H127ZM145 227V228H144ZM169 227V228H168ZM174 227H177V228H174ZM181 227V228H180ZM3 228V229H2ZM19 228V229H18ZM26 228H30L29 230H27ZM35 228V229H34ZM39 228V229H38ZM52 228V229H51ZM71 228V229H70ZM92 230V235L94 237H96V239H94V237L91 235V232H90V235H89V230ZM106 228V230L104 231V229ZM149 228V229H148ZM163 228V229H164ZM173 228V229H172ZM179 228V230H178ZM213 228V229H212ZM8 229V230H7ZM17 229V230H16ZM21 229H24V231H26L24 233L23 230ZM38 229V230H37ZM51 229V230H50ZM59 231H58V230ZM77 229V230H76ZM85 229V230H84ZM129 229V230H127ZM169 229H171V231H169ZM175 229V230H174ZM31 230V231H30ZM43 230V231H42ZM70 230V231H69ZM83 230L85 232H83ZM98 230V231H97ZM108 230V231H107ZM115 230H117V233L115 232ZM120 230V231H119ZM132 230V231H131ZM168 230V231H166ZM174 230V231H173ZM177 230L179 232H181V236L186 238V240H181L180 236L177 237L178 240H180L178 243H175V245L173 244L174 241L173 240V236L171 234V232L173 233H176ZM181 230V231H180ZM30 233H29V232ZM46 231V233L44 232ZM53 231V232H52ZM77 231V232H76ZM104 231V232H103ZM130 234V236H126L127 233ZM134 231V232H133ZM144 231V232H143ZM148 231V232H147ZM176 231V232H175ZM1 232V233H2ZM6 232V233H5ZM10 232V233H9ZM36 232V233H35ZM51 232V233H49ZM55 232V233H54ZM87 232V234L89 235H85L84 234ZM96 232V233H95ZM107 232V234H106ZM108 232H110L108 234ZM113 234H112V233ZM120 232V233H119ZM143 232V233H142ZM185 232V233H184ZM5 233V234H4ZM29 233V234H28ZM33 235H32V234ZM57 233V235H56ZM62 233V234H61ZM64 233V235H63ZM67 233V235H66ZM71 236H70V234ZM84 233V234H83ZM122 233L126 234L125 236L123 235L122 236ZM148 233V234H147ZM170 233V234H169ZM210 233V234H209ZM27 236H26V235ZM37 234V235H36ZM41 234V235H40ZM43 234V235H42ZM83 236H82V235ZM98 234L100 237H98ZM112 237H111V235ZM117 234L119 235L120 234V237L122 240H126L128 241L127 243L129 244V246L127 245V243L125 242H122L120 237L117 236ZM25 235V236H23ZM52 235V236H51ZM53 235H56L58 238H56V236L54 237ZM61 237H60V236ZM96 235V236H95ZM103 235V236H101ZM106 235V236H105ZM110 235V236H109ZM51 236V237H50ZM80 236V237H79ZM87 236V237H86ZM106 238H105V237ZM132 236V238H131ZM139 236L142 240L141 242V246L142 243L146 246V249H142L141 246H139L137 243L138 242H135V238L134 237H137ZM153 236V237H152ZM172 236V237H171ZM4 239H3V238ZM8 237V238H7ZM30 237V238H29ZM33 239H32V238ZM37 237V238H36ZM67 237V238H66ZM93 237V238H91ZM111 237V239H110ZM114 237V238H113ZM125 237H128V238H125ZM130 237V240L133 239V241L131 240H127L129 239ZM155 237V238H154ZM101 238V239H100ZM109 238V243H108V239ZM113 238V239H112ZM172 238V240H170ZM225 238V239H224ZM14 240V241H11ZM52 239V240H51ZM54 239V240H53ZM86 239V241H85ZM115 239V241H114ZM118 239V240H117ZM188 239H189V243L188 246L185 245L184 243L188 242ZM218 239V240H217ZM8 240V241H7ZM34 240V241H33ZM65 240V241H64ZM89 240V241H87ZM92 242H91V241ZM95 240V241H94ZM103 240V241H102ZM106 240H107V243H106ZM111 240V241H110ZM117 240V241H116ZM153 240V241H152ZM193 240V241H192ZM7 243H6V242ZM113 241V242H112ZM155 241V242H154ZM185 241V242H184ZM212 241V242H211ZM5 242V243H4ZM14 242V243H13ZM18 242V243H17ZM75 242V243H74ZM80 242V243H79ZM118 242V243H117ZM184 242V243H183ZM207 242V243H206ZM12 244L11 246L15 247V246H19L20 245V248L18 249L16 247L15 250H13V248L11 246H9L10 244ZM16 243V245H15ZM32 243V244H31ZM34 243V244H33ZM46 243V244H45ZM56 243V244H55ZM64 243V244H63ZM117 243V245H116ZM119 243L122 245V246H119ZM125 243V244H124ZM132 243V244H131ZM135 243V244H133ZM158 243V244H157ZM193 243V244H192ZM5 244V245H4ZM7 244V245H6ZM14 244V245H13ZM59 244V245H58ZM72 244V245H70ZM115 246H114V245ZM137 244V246H136ZM83 245V246H82ZM127 245V246H126ZM135 245V246H134ZM156 245L157 248H156ZM167 245V247H166ZM183 245V246H182ZM192 245V246H191ZM4 246V247H3ZM9 246V248H8ZM37 248H35V247ZM76 246V247H75ZM82 246V247H81ZM89 246V247H88ZM132 246V248L130 247ZM134 246V247H133ZM141 247V250L138 248ZM160 246V247H159ZM213 246V247H212ZM62 247V248H61ZM119 247V248H118ZM4 248V249H3ZM58 248V249H57ZM60 248V249H59ZM66 248V250H65ZM97 248V249H96ZM163 248V249H162ZM195 248V249H194ZM212 250H211V249ZM55 249V250H53ZM75 249V250H74ZM92 251H91V250ZM138 249V250H137ZM204 249V251H203ZM13 250V251H11ZM19 250V251H18ZM70 250H72L71 252H69ZM84 250H85V253H84ZM87 250V251H86ZM109 250V251H108ZM155 250V251H154ZM159 250V251H158ZM19 253H21L22 258L19 259L20 257L17 256V255H20ZM51 251V253H50ZM89 251V252H88ZM101 251V252H100ZM113 251V253L111 252ZM121 251V252H120ZM149 251V252H147ZM157 251V252H156ZM166 251V253H165ZM13 252V254H12ZM16 252V253H15ZM26 252V253H24ZM66 252V253H65ZM69 252V253H68ZM74 252V253H73ZM77 252V253H76ZM124 254H123V253ZM7 253V255H6ZM18 253V254H17ZM71 253V254H70ZM111 253V254H110ZM122 253V254H121ZM153 253V254H152ZM15 254V255H14ZM25 254V255H24ZM56 254V255H55ZM62 254V255H61ZM68 254V255H67ZM88 254V255H87ZM11 257V255L15 256L14 258L16 259H11L9 258V256ZM20 255V256H21ZM47 255V256H46ZM52 255L54 257H52ZM166 255V256H165ZM218 255V256H217ZM223 255V256H222ZM9 258V260L6 258ZM17 256V257H16ZM115 256V257H116ZM117 256V257H118ZM5 257V259H4ZM47 257V258H46ZM165 257V258H164ZM185 257V258H184ZM206 257V258H205ZM3 258V259H2ZM49 258V259H48ZM59 258V259H60ZM4 260L3 261H1ZM53 259V260H51ZM137 259V260H136ZM142 259V260H141ZM191 259V260H190ZM50 260H51V263H50ZM138 260H141L138 261ZM143 260H147V262L143 261ZM171 260V259H170ZM185 262H184V261ZM6 261V262H5ZM15 263H14V262ZM54 262V263H53ZM140 262V263H139ZM192 262V263H191ZM170 264H177L175 263L173 260L170 261ZM179 264V263H178Z\"/></svg>",
    "mask_w": 264,
    "mask_h": 264
},
{
    "label": "bare ground",
    "instance_id": "obj_2",
    "mask_svg": "<svg viewBox=\"0 0 264 264\" xmlns=\"http://www.w3.org/2000/svg\"><path fill=\"white\" fill-rule=\"evenodd\" d=\"M143 1V0H141ZM146 1V2H145ZM215 1V0H214ZM213 1V2H214ZM257 1V0H256ZM261 1V0H260ZM135 0H0V120L4 117L6 118H11V122L9 120V123L10 124H2V125H5L3 131H1L0 129V167L4 164H8L9 162L12 163V161H16V160H19V159H25L26 157L28 158V153L25 152V154L22 155V150L23 147H25L24 145L26 144V146L29 148L28 151L30 150H35V149H41L39 147L40 144H42V142L45 140V143H47L46 139L48 138L49 139H53L52 137L55 136L57 137V135H55V131L57 130V128L59 129V126L61 127L62 123L64 124L65 126V129L63 130V132L59 134H62L64 135L62 137V139L65 140V138L69 137L72 138V139H67V141L69 140L70 141V144L68 142V144L73 147L75 149V147H79L78 146V140L79 138L81 139V137H86V136H91V135H88V132L86 131V129H89L90 127L92 129H95L93 132H91L90 134H94L95 135V131L97 132L98 130L96 129L95 127V122L96 121H99L100 119H103L102 122L104 121V119H113L112 118V114H111V110L113 108H117L120 107V106H123V104H126L129 109H130V112L129 114H125L126 117H124L125 121L124 122H136L137 120H142V116H144V113L147 112V110L143 113L142 115V112L140 111L139 109V106L141 105V103L144 101V98L146 97V93H145V96L143 95V93L145 92H141L142 89H140V91H138V87L141 86V87H144L146 92H147V95L148 97L152 100V104L150 103V105L152 106H158L157 104L160 102V104L162 103V101H164L165 99H169L168 97H175L177 100H178V97L180 96L181 98H183V100H179L178 102L174 103L175 106L173 109V113L175 114V117L176 119L178 120L179 122V125H180V132L182 134H185V133H194L196 130L204 127L206 125L205 123V120L204 119H208L210 116H208L207 118H204L202 119L201 117H203L204 115H202L203 113L205 112H209V111H213L215 110L216 108H218L219 106L222 105V97H221V94L224 92L223 89V84L219 82V84H215L213 86V80L212 82L210 81L211 80V76L214 74V72H216L217 74L216 75H219L218 77H216V79L220 78L221 77V80H222V76L225 75V68L223 67V69L221 70V65L224 64L226 61H228L229 57H232L233 58V54H231L230 56L228 54H225V52H223L221 55L219 56H215L213 55L210 59H208V57L206 58V54L204 55V57L208 60L204 61L203 62L201 61V59H204V58H200L199 54H202L200 53L201 50H208V49H212L213 50V46L211 43H205V45L203 47L201 46H198V44H188L187 41H193L194 39L196 38H199V37H203L204 34L206 33H211L213 34L214 32H218L217 30H221L222 28V25L225 24L224 21L225 18L224 17H227V13L229 12H233L234 8L236 6H242V5H247L248 6H251L254 4V0H249L248 2L246 1H240V0H217L215 1L214 3L211 2V3H208L210 1L208 0H204V1H201L200 3H197L194 4L192 2V0H144V4H142L141 6V10H140V13L142 11H144L146 8H147V5L151 3H166L168 6H169V12L167 14H164L160 17V20L159 22H157L156 25L152 26L151 25V28H147L145 25L146 23L147 24H150L148 21L151 19L150 16H145L147 18H144L142 17V20H139V21H136L137 19V16H136V20L134 19H131L129 22H125L123 26H119V25H116V26H112V22L114 20H116V18L118 17V14L121 13V16H122V12H125L126 10L130 9L131 10V7L133 10H135L133 7L136 5L135 4ZM192 3L194 4V6L192 5ZM141 4V3H140ZM147 4V5H146ZM257 3H255V7L259 6L258 4L256 5ZM260 4V2H259ZM153 5V6H154ZM263 5V4H262ZM246 6V8L248 7ZM261 6V5H260ZM264 6V5H263ZM254 7V5H253ZM253 7H250V8H253ZM149 8V7H148ZM153 8V7H152ZM238 8V7H237ZM259 8V7H258ZM263 8V7H262ZM138 9V8H137ZM168 9V8H167ZM240 9V8H238ZM248 9V8H247ZM246 9V10H247ZM133 10H131L133 12ZM154 10V8H153ZM188 10L190 11L189 13H185V11ZM233 10V11H232ZM245 10V11H246ZM256 10V9H254ZM137 11V10H136ZM148 11V10H147ZM168 11V10H167ZM221 11H225V14L227 16H224V12H221ZM237 11V10H236ZM241 11V10H239ZM238 11V12H239ZM264 11V10H263ZM164 12V10H163ZM227 12V13H226ZM244 12V10H243ZM248 12V11H247ZM255 12V11H254ZM128 11H127V16H128ZM134 13V12H133ZM133 13H129L130 15L133 14ZM145 13L147 14V12L145 11ZM178 13H181V14H176ZM223 13V14H222ZM242 13V12H241ZM249 13V12H248ZM136 14H139V12H136ZM134 14V16L136 15ZM145 14V15H146ZM151 14V13H150ZM154 14V13H153ZM162 14V12H161ZM233 13H230L229 15H231ZM237 14V13H236ZM239 14V13H238ZM259 14V13H258ZM240 15V14H239ZM243 14H241L242 16ZM247 15V14H245ZM120 16V15H119ZM142 16V15H141ZM160 16V15H159ZM158 16V17H159ZM234 16V15H233ZM132 17V15H131ZM140 17V16H139ZM230 17V16H229ZM244 17V16H243ZM247 17V16H245ZM252 17V16H251ZM258 17V16H257ZM74 19L78 24H75L74 25H78L77 28H75V30L73 29V36H71V33L69 32H66L65 29L63 30L64 31V34H63V38L61 40V38H58L56 36V27L60 29V27H63L64 28V24L66 22L64 21H67V19ZM128 18V17H127ZM231 18V17H230ZM237 19V17H235ZM234 18V19H235ZM238 18H241V17H238ZM130 19V18H129ZM235 19V20H236ZM243 19V18H242ZM250 19V18H249ZM255 19V18H254ZM258 19V18H257ZM60 20H62V23H58L57 26H56V23L57 22H60ZM64 20V21H63ZM73 20V21H74ZM153 20V19H151ZM155 20V19H154ZM251 20V19H250ZM253 20V19H252ZM251 20V22H252ZM260 19H258V22ZM72 21V20H71ZM72 21V22H73ZM234 21V20H233ZM246 21H248L246 19ZM254 21V20H253ZM70 22V20H69ZM115 22V21H114ZM118 22V21H117ZM116 22V23H117ZM156 22V20H155ZM227 22L228 21V18H227ZM235 22V21H234ZM255 22V21H254ZM258 22H255L257 24H259ZM68 23V22H67ZM250 23V22H249ZM261 23V22H260ZM122 24H123V20H122ZM154 24V23H153ZM254 24V23H253ZM68 25H71L70 23H68ZM73 25V24H72ZM73 25V26H74ZM138 25L141 26L139 27L140 29L142 28V26L146 27V28H142V29H145L144 33H140V36H136L135 38V34L132 35V33L128 32L129 30L127 29L128 27L132 28L133 26H137L136 29L138 30ZM226 25V24H225ZM231 25V24H230ZM252 25V23H251ZM260 25V24H259ZM150 26V25H148ZM228 26V25H227ZM224 27V26H223ZM258 27V26H257ZM226 28V27H225ZM243 28V27H242ZM61 30V29H60ZM132 30V29H131ZM136 30V31H137ZM258 33H260L259 35L263 36V41L261 44L264 45V24L263 25H260ZM58 31V29H57ZM139 31V30H138ZM142 31V30H140ZM231 31V30H230ZM61 32V31H60ZM132 32V31H131ZM135 32V30H134ZM213 32V33H212ZM228 32V31H227ZM235 32V31H234ZM138 33V32H137ZM223 33V32H222ZM221 33V34H222ZM232 33V32H231ZM244 33V32H243ZM252 33V32H251ZM257 33V32H256ZM217 34V33H216ZM240 34V33H239ZM203 35V36H201ZM210 35V34H209ZM238 35V34H237ZM252 35V34H251ZM250 35V36H251ZM258 35V34H257ZM212 36V35H211ZM218 36V34H217ZM221 36V35H220ZM231 36V34L229 35ZM230 39H226L225 40V43H229V41L231 40L232 36L229 37ZM210 37V36H209ZM213 37H216V36H213ZM259 37V36H258ZM204 38V37H203ZM221 38V37H220ZM226 38V37H225ZM236 38V37H235ZM238 38V37H237ZM260 38V37H259ZM205 39V38H204ZM208 39V38H207ZM205 39V41L207 40ZM250 39V38H249ZM255 39V38H254ZM200 40V38H199ZM209 40V39H208ZM212 40V39H211ZM259 40V41H260ZM210 41V40H209ZM236 41V40H234ZM196 42V41H195ZM202 42V41H201ZM207 42V41H206ZM231 42V41H230ZM199 43V42H198ZM224 43V44H225ZM253 43V42H252ZM258 43V42H257ZM200 44V43H199ZM215 44V43H214ZM260 44V45H261ZM243 45V44H242ZM262 45V46H263ZM224 46V45H223ZM258 46V45H257ZM216 48V47H215ZM231 48V47H230ZM256 48V47H255ZM260 46L259 48L257 47L256 50H254L253 54H250L249 53V59H251V61H257V59H259L260 63H263L264 62V52L262 50H264V48H262ZM63 49V50H62ZM219 49V48H218ZM228 49V48H227ZM57 50H60L62 52H60L61 54L58 56L56 53H57ZM217 50V49H216ZM226 50V48H225ZM229 50V49H228ZM247 50V49H246ZM250 51V50H249ZM203 52V51H202ZM230 53V50L227 51V53ZM263 52V53H262ZM205 53V52H204ZM214 53V52H213ZM238 53V52H237ZM59 54V53H58ZM235 55H239V54H235ZM244 56H247V55H244ZM202 57V56H201ZM235 57V56H234ZM239 57V56H238ZM236 59V64H237V59ZM242 57V54L241 56ZM234 59V58H233ZM234 59V61H235ZM244 59V58H243ZM242 60V58H241ZM239 60V62L241 61ZM233 61V62H234ZM250 61V63H251ZM229 62V61H228ZM231 62H232V59H231ZM245 62V60L243 61ZM243 62H240L242 63V65L244 66L245 63ZM235 63V62H234ZM248 63V62H247ZM248 63V65L250 64ZM255 63V62H254ZM233 64V63H232ZM239 64V63H238ZM237 64V65H238ZM257 64V63H256ZM255 64V65H256ZM235 65V64H233ZM232 65V66H233ZM247 65V64H246ZM245 65V66H246ZM247 65V66H248ZM255 65H251V66H255ZM259 65V67H263V66H260L261 64H257ZM231 66V65H230ZM236 66V65H235ZM239 67V66H238ZM250 67V66H249ZM231 68V67H230ZM233 69V67H232ZM238 69H242L241 67L238 68ZM251 69V68H250ZM249 69V70H250ZM255 69V68H254ZM264 69V68H263ZM262 68H260L259 71H261L262 73ZM221 70V72H219ZM235 70V68L233 69ZM239 70V72H240ZM245 70V69H244ZM253 70V69H252ZM256 70V69H255ZM254 70V71H255ZM258 70V68H257ZM235 71H238V70H235ZM245 71H248L247 67H246V70ZM251 71V70H250ZM258 71V72H259ZM242 72V70H241ZM240 72V74H241ZM257 72V74H258ZM249 73V72H248ZM252 73V72H251ZM237 74V73H236ZM235 74V75H236ZM239 73L237 74L238 76L240 75ZM243 74V73H242ZM246 74V73H244ZM264 74V72H263ZM252 75V74H251ZM238 76H235V78H237ZM247 76V74H246ZM250 76V75H249ZM259 76V74H258ZM244 77V76H243ZM251 77V76H250ZM263 78V76H260ZM259 77V78H260ZM213 78H214V75H213ZM245 78V77H244ZM152 79V80H151ZM258 79V78H257ZM148 80H151V84L147 83ZM237 80V79H236ZM240 79H238L239 81ZM243 80V78H242ZM260 80H263L260 78ZM223 81V80H222ZM221 81V82H222ZM225 81V80H224ZM223 81V82H224ZM241 81V80H240ZM257 81V80H256ZM228 82H229V79H228ZM232 82V81H231ZM236 82V81H235ZM263 82V81H262ZM242 83V82H241ZM236 84V83H235ZM191 85V86H190ZM193 85H196V86H202L206 89L205 93L202 94L201 98H205V97H215V100H212V102H209V101H205L203 104L201 105H198V108L197 110H194L192 112H189L187 110V107L188 105H186V100L189 99V98H185L186 96H183L185 93H186V88L187 86H189L190 88L193 86ZM233 85V84H232ZM242 85H245V83ZM1 86H6L8 88H5L4 90H1L3 87ZM230 86V85H229ZM229 86H227L229 88ZM238 86H239V83H238ZM126 87L130 88V92H133V94L130 96L128 95V93H126L128 95V101L126 102V98L123 97H120L119 94L121 91L125 90ZM234 87V86H233ZM240 87V86H239ZM243 87V86H242ZM246 88V86H244ZM243 87V88H244ZM263 87V86H262ZM194 88V87H193ZM192 88V89H193ZM242 88V89H243ZM248 88V87H247ZM7 89V90H6ZM40 89H44L45 90V93L44 95L41 94L43 93L42 91H40L41 93H39L38 91ZM191 89V90H192ZM230 89V88H229ZM229 89H228V92H229ZM236 89V88H235ZM241 89V88H240ZM262 89V88H260ZM6 90V91H5ZM195 90V88L193 89ZM192 90V92H193ZM232 90V88H231ZM238 90V89H237ZM126 91V90H125ZM236 91V90H235ZM235 91H233V93H235ZM259 91V89H258ZM237 92V91H236ZM243 92V91H242ZM37 93H39V97H37ZM124 93V92H123ZM122 93V94H123ZM230 93H232L230 91ZM232 93V94H233ZM252 93V92H251ZM259 93V92H257ZM264 93V92H263ZM19 94L21 95V101H18L17 99L14 100L13 98H15L17 95L19 97ZM231 94V97H234L235 95ZM238 94V92H237ZM241 94V92H240ZM42 95V96H40ZM186 95V94H185ZM197 95V94H196ZM122 96V95H121ZM144 96V97H143ZM178 96V97H177ZM188 96V95H187ZM198 96V95H197ZM228 96V94H227ZM226 96V97H227ZM240 96V95H238ZM236 96V98L238 97ZM16 97V98H18ZM230 97V94H229V97L228 99L231 98ZM257 97V96H256ZM148 98V99H149ZM191 98V97H190ZM193 98V97H192ZM191 98V99H192ZM240 98V97H239ZM149 99V100H150ZM190 99V100H191ZM227 99V98H226ZM227 99V100H228ZM238 99V98H237ZM147 100V99H146ZM150 100V101H151ZM207 100V99H206ZM232 99L228 100V101H231ZM244 100V99H242ZM241 100V101H242ZM254 100V99H253ZM74 101L76 102L79 106L85 108V110L93 115V117H96V121L94 122V119H92L93 117H91V121H90V117H88L89 121L91 122H87L86 120L82 122V120L80 121L79 119H77V117H75L74 115V111L72 109V106L71 105V102ZM192 102H195L193 100H191ZM200 101V99H199ZM227 101V102H228ZM237 101V100H236ZM240 101V100H239ZM238 101V104L239 106H243L241 105V103ZM261 101V99H260ZM148 102V100L146 101ZM189 102V101H188ZM197 102V101H196ZM244 102V101H243ZM255 102V101H254ZM262 102V101H261ZM198 103V102H197ZM196 103V104H197ZM233 103V102H231ZM230 103V105H231ZM76 104V105H77ZM147 104V103H146ZM165 104V103H164ZM164 104H162L164 106ZM171 104V103H170ZM191 104V103H189ZM193 104V103H192ZM244 104V103H243ZM125 105V106H126ZM148 105V106H150ZM161 105V106H162ZM229 105V103H228ZM235 105V104H234ZM262 105V104H261ZM260 105V106H261ZM148 106H145L148 108ZM200 106V107H199ZM238 106V107H239ZM144 107V108H145ZM156 107H154L153 109L151 110H148L149 112L147 113V115L145 116V121L148 125H150V123L152 124V122H158L159 120H161L166 114H163L162 115V112L160 111L162 108H159L157 109ZM232 107V105H231ZM237 107V106H236ZM246 107V105H245ZM254 107H257V106H254ZM264 107V106H263ZM80 108V107H78ZM152 108V107H151ZM169 108H170V105H169ZM76 109V108H75ZM74 109V110H75ZM117 109H120V108H117ZM123 109V108H122ZM149 109V108H148ZM164 109H165V106H164ZM163 109V110H164ZM256 109V108H255ZM254 109V110H255ZM264 108L261 107V112L263 111L264 113V110H262ZM78 110V109H77ZM80 110V109H79ZM83 110V109H82ZM167 109H165L166 111ZM239 110V109H238ZM242 110V109H241ZM253 110V113L255 114V111ZM81 111V110H80ZM79 111V112H80ZM122 111V110H121ZM129 111V110H128ZM163 111V112H165ZM172 111V110H171ZM170 111V112H171ZM215 111H219L218 110H215ZM243 111V110H242ZM220 112V111H219ZM219 112H216L219 113ZM222 112V111H221ZM224 112V111H223ZM117 113V112H116ZM115 113V114H116ZM125 113H127L125 111ZM169 113V112H168ZM244 113V112H243ZM123 114V113H122ZM221 114V113H220ZM224 114V113H223ZM202 115V116H201ZM208 115V114H207ZM245 115V114H244ZM256 115V114H255ZM86 116V115H85ZM84 116V117H85ZM173 116V115H172ZM223 116V117H222ZM224 116L226 115H221V119L224 120L223 118H225ZM81 117V116H80ZM171 120V116H168ZM206 117V116H205ZM83 118V117H81ZM80 118V119H81ZM212 118V117H211ZM219 118V117H218ZM228 118V117H227ZM244 118V117H243ZM85 119V118H84ZM122 119V118H121ZM164 119H167V117L165 116ZM247 119V118H246ZM168 120V119H167ZM165 120V121H167ZM168 120V121H170ZM175 120V121H177ZM244 120V119H243ZM3 123L4 120H1ZM94 123H93V122ZM108 121V120H107ZM143 121V120H142ZM141 121V122H142ZM164 121V120H162ZM174 121V122H175ZM208 120H206L207 122ZM210 121V120H209ZM215 121V119L213 120ZM218 121V120H217ZM248 121V120H246ZM250 121V120H249ZM7 122V120H6ZM123 122V123H124ZM138 122V121H137ZM177 122V124H178ZM216 122V121H215ZM231 122V121H230ZM229 122V123H230ZM252 122V121H251ZM264 122V120H263ZM87 123H90L89 125ZM98 123V122H97ZM159 123V122H158ZM176 123V122H175ZM208 123V122H207ZM218 123H221V122H218ZM228 123V124H229ZM242 123V122H241ZM260 123V122H259ZM262 123V122H261ZM78 124V125H77ZM129 124V123H128ZM258 124V122H257ZM87 125V127H86ZM101 125V124H100ZM103 125V124H102ZM106 125V124H105ZM123 125V124H122ZM126 125V124H125ZM178 125V127H179ZM222 125V124H221ZM221 125H220V128H221ZM241 125V124H240ZM243 125V124H242ZM251 125V124H249ZM64 126L62 128H64ZM67 126V127H66ZM77 126V127H76ZM89 126V127H88ZM93 126L95 128H93ZM117 126V125H116ZM146 126V125H145ZM175 126V125H174ZM227 126V125H226ZM262 126V125H261ZM260 126V127H261ZM47 128L49 129V131L47 132L45 130L46 133H44V135L41 134V130L43 128ZM99 127V126H98ZM101 127V126H100ZM104 127V125L102 126ZM121 127V126H119ZM129 127V126H128ZM127 127V128H128ZM149 127V126H147ZM177 127V126H176ZM207 127L209 128L208 124H207ZM206 126L205 128L208 129ZM42 128V129H41ZM91 128L89 130H91ZM110 128V127H109ZM115 128V126L113 127ZM132 128V127H131ZM172 128V127H170ZM256 128V127H255ZM33 129L35 132H38L40 129V134L41 136H38L36 134H34L35 132H33ZM101 129V128H100ZM103 129V128H102ZM211 129V128H210ZM217 129V128H216ZM219 129V128H218ZM223 129V128H222ZM226 129V128H225ZM263 129V128H262ZM261 129V130H262ZM109 130V129H108ZM116 130V129H115ZM132 130V129H131ZM160 130V129H159ZM167 130V129H166ZM169 130V128H168ZM171 130V129H170ZM169 130V131H170ZM201 130V129H200ZM204 130V128H203ZM203 130H201L203 132ZM254 130V129H253ZM260 130V132H261ZM33 132L32 134H29L30 132ZM44 131V130H43ZM58 131V130H57ZM92 131V130H91ZM130 130H128L129 132ZM154 131V130H153ZM167 131V132H169ZM172 131V130H171ZM176 131V130H174ZM174 131H173V134H174ZM210 131V130H208ZM212 131V129H211ZM210 131V132H211ZM214 131V130H213ZM217 131V130H215ZM220 131V130H219ZM222 131V130H221ZM251 131V130H250ZM249 131V132H250ZM75 132L77 133L78 135V138H76V134ZM99 132V131H98ZM101 132V131H100ZM99 132V133H100ZM126 132V130H125ZM124 132V133H125ZM127 132V133H128ZM166 132V131H165ZM199 133H201L200 131H198ZM242 132V131H241ZM24 133V134H22ZM43 133V132H42ZM113 133V132H112ZM118 133V131L116 132ZM142 133V132H141ZM147 133V132H145ZM150 134V132H148ZM171 133V132H170ZM176 133V132H175ZM207 133V132H205ZM201 134L202 136H205L206 137V134ZM218 133V132H216ZM251 133V132H250ZM111 134V133H110ZM120 134V132H119ZM138 134V133H137ZM137 134H135L137 136ZM169 134V133H168ZM213 134V133H212ZM212 134L210 136H212ZM220 134V133H219ZM23 135V136H22ZM97 135V133H96ZM99 135V134H98ZM103 135V134H102ZM155 135V134H154ZM167 135V134H166ZM177 135V133H176ZM175 135V137H177ZM181 135V134H180ZM187 135V134H186ZM188 135H191V134H188ZM194 135V134H193ZM192 135V136H193ZM199 135V134H198ZM197 135V136H198ZM251 135V134H250ZM80 136V137H79ZM112 136V135H111ZM115 136H118V135H115ZM114 136V137H115ZM134 136V137H136ZM143 136V135H142ZM145 137L148 136L147 134L144 135ZM151 136H152V133H151ZM170 136V135H169ZM174 136V135H173ZM200 136V135H199ZM209 136V135H208ZM60 137V136H59ZM60 137V138H61ZM94 137V136H93ZM123 137V136H122ZM131 137V136H130ZM140 137V136H139ZM167 137V136H166ZM182 137V136H181ZM180 137V138H181ZM191 137V136H190ZM225 137V136H224ZM256 137V136H255ZM58 138V137H57ZM75 138V139H74ZM90 138V137H89ZM95 138V137H94ZM93 138V139H94ZM100 138V137H99ZM111 138V137H110ZM124 138V137H123ZM126 138V137H125ZM143 138V137H141ZM147 138V137H146ZM152 138V137H150ZM154 138V137H153ZM152 138V140H153ZM163 138V136H162ZM172 138V137H171ZM186 138V137H185ZM197 139L199 137H196ZM264 138V137H263ZM78 139V140H77ZM88 139V138H87ZM96 139V138H95ZM118 139V138H117ZM130 139V138H129ZM137 139V137L135 138ZM140 139V138H139ZM145 139V138H144ZM157 139V138H156ZM174 139V138H173ZM201 139V138H200ZM218 139V138H217ZM241 139V138H240ZM54 140V139H53ZM59 140V138H58ZM63 140V141H64ZM91 140V139H90ZM124 139H121V141H123ZM127 140H128V136H127ZM133 140V139H132ZM131 140V141H132ZM162 140V139H161ZM191 141V138L188 139V141ZM193 140V139H192ZM204 140V139H203ZM206 140V138H205ZM61 141V140H59ZM59 141H57L59 143ZM93 141V140H92ZM117 141V140H115ZM137 141V140H136ZM139 141H142L139 140ZM158 141V140H157ZM160 141V140H159ZM211 141V140H210ZM49 142V141H48ZM56 141L54 140V143ZM55 143V144H58V143ZM62 142V141H61ZM96 143V141H94ZM99 142V139L98 141ZM108 142V145L110 144L109 140L107 141ZM155 142V141H154ZM161 142V141H160ZM183 142V141H182ZM196 142V141H195ZM200 142V140H199ZM202 142V140H201ZM220 142V141H219ZM53 143V144H54ZM64 143V142H63ZM67 143V142H66ZM81 143V142H80ZM86 143V142H85ZM91 143V142H90ZM88 142V144H90ZM102 143H105V142H102ZM113 143V142H112ZM118 143V142H116ZM121 143V142H120ZM124 143V142H123ZM125 143H127L125 141ZM129 143V142H128ZM134 143V142H133ZM132 143V144H133ZM137 143H140V142H137ZM137 143H135L137 145ZM143 143V142H142ZM208 143V142H207ZM48 144V143H47ZM61 144V143H60ZM141 144V143H140ZM145 144H146V141H145ZM148 144V142H147ZM160 144V143H159ZM181 144V143H180ZM178 144V145H180ZM184 144V143H183ZM190 144V143H189ZM202 144V143H201ZM45 146H47L46 144H44ZM51 145V144H50ZM59 145V144H58ZM57 145V148L60 146ZM65 146V144H63ZM95 146V144H93ZM93 145H91L93 147ZM99 145V144H98ZM111 145V144H110ZM119 145V143H118ZM131 146V143L128 144V148ZM143 145V144H142ZM149 145V144H148ZM169 145V144H168ZM192 145V144H191ZM198 145V143H197ZM43 146V145H42ZM56 146V145H55ZM55 146H52L53 148H55ZM62 146V145H61ZM89 146V145H88ZM101 146V145H100ZM103 146V144H102ZM105 146V145H104ZM134 146V145H132ZM131 146V147H132ZM139 146V145H138ZM150 146V145H149ZM174 146V145H173ZM187 146V145H186ZM203 146V145H202ZM63 147V146H62ZM61 147V148H62ZM91 147V148H92ZM97 147V146H95ZM93 148V150L96 151V148ZM109 147V146H108ZM121 147V146H120ZM148 147V146H145V148ZM153 147V146H152ZM151 147V148H152ZM182 147V146H181ZM180 147V148H181ZM225 147V146H224ZM55 148V149H57ZM72 148V149H73ZM111 147H109L108 149H110ZM123 148V147H122ZM133 148V147H132ZM131 148V149H132ZM137 148V147H135ZM143 148V149H145ZM154 148L157 149V147L154 146ZM179 148V147H178ZM187 148V147H186ZM202 148V147H200ZM26 149V147H25ZM24 149V151H25ZM43 149V148H42ZM49 149V148H47ZM86 149V148H85ZM99 149V148H98ZM107 149V151H108ZM150 150V148H148ZM155 149V150H156ZM188 149V148H187ZM190 149V148H189ZM21 150V151H20ZM38 150H35L33 151V153L35 152L37 154V151ZM46 149L44 148V152H47L45 151ZM51 150V149H50ZM70 150V149H69ZM101 150V149H100ZM99 150V151H100ZM104 150V149H103ZM121 150V149H120ZM127 150V149H126ZM133 150V149H132ZM152 150V149H151ZM177 150V148L175 149ZM15 151H19V152H15ZM31 151V152H32ZM80 151V150H79ZM88 151V150H87ZM106 151V152H107ZM115 151V150H114ZM113 151V152H114ZM129 151L130 148H129ZM141 151V150H140ZM180 151V150H179ZM14 152L16 154H14ZM21 152V154H20ZM40 153V150L38 151ZM89 152V151H88ZM97 152V151H96ZM105 152V150L102 152V154ZM112 152V151H109V153ZM112 152V153H113ZM136 152V151H134ZM134 152H133V155H134ZM181 152V151H180ZM186 152V151H185ZM19 153V154H18ZM48 153V152H47ZM55 153V152H54ZM62 153V152H61ZM66 153V152H65ZM100 153V152H99ZM98 153V154H99ZM117 153H120V151ZM137 154L139 153L138 151L136 152ZM150 153V151H149ZM172 153V152H171ZM170 153V154H171ZM29 154H31L29 152ZM35 154V156H29V158H32V160H30L31 162L34 161L33 163H37L38 161L41 160V158L43 157H39ZM59 154V153H58ZM73 154V153H72ZM85 154V153H84ZM97 153H94L93 152V155H95ZM101 154V155H102ZM108 154V152H107ZM115 154V153H114ZM122 154V153H120ZM140 154V153H139ZM174 154V153H173ZM181 154V153H180ZM24 158H20L22 156ZM41 155H44L42 154V150H41ZM40 155V156H41ZM64 155V154H63ZM62 155V156H63ZM68 154H66V157H67ZM71 155V153L69 154ZM68 155V156H69ZM77 155V154H76ZM100 155V154H99ZM110 155V154H109ZM128 155V154H127ZM131 155V154H130ZM129 155V156H130ZM155 155V154H154ZM47 156V155H46ZM45 156V157H46ZM54 156V155H53ZM58 156V155H56ZM55 156V157H56ZM74 156V154H73ZM80 155H78L79 157ZM82 156V155H81ZM106 156V155H105ZM117 156V155H116ZM180 157H182L181 155H179ZM192 156V155H191ZM197 156V155H196ZM59 157L61 158V156L59 155ZM70 157V156H69ZM69 157H67L69 159ZM77 157V159H78ZM115 157V155H114ZM120 156L117 157V161L120 159L119 158ZM26 158V159H27ZM46 158H49V157H46ZM64 158V156H63ZM72 158V155L71 157ZM124 158V157H123ZM214 158V157H213ZM264 158V157H263ZM25 159V161H26ZM53 159V157H52ZM59 160V158H57ZM75 159H72V164L71 165H77V159H76V162L75 163ZM91 159V158H90ZM98 159V158H97ZM102 159V158H101ZM109 159V158H108ZM107 159V160H108ZM111 159V158H110ZM115 159V158H114ZM137 159V158H136ZM62 160V159H60ZM93 160V159H92ZM113 160V159H112ZM111 160V162H112ZM122 160V159H121ZM142 160V159H141ZM21 161V160H20ZM43 161V159H42ZM51 161V159H50ZM54 161V160H53ZM52 161V162H53ZM57 161V160H56ZM84 159L82 160V163ZM94 161V160H93ZM100 161V160H99ZM147 161V160H146ZM190 161V160H189ZM188 161V163H189ZM23 162V161H22ZM49 162V161H47ZM55 162V161H54ZM89 162V160H88ZM98 162V161H97ZM114 162V161H113ZM122 162V161H121ZM150 162V161H148ZM9 163V165H10ZM21 163V162H20ZM29 163V162H28ZM32 163V164H33ZM61 163V162H60ZM70 163V162H69ZM74 163V164H73ZM81 163V164H82ZM92 163V162H89V164ZM102 163V162H100ZM104 163V162H103ZM108 163V161H107ZM13 164V163H12ZM17 164V162L15 163ZM31 164V163H30ZM34 164V165H35ZM47 164V163H46ZM46 164H42L43 166L46 165ZM55 164V163H54ZM53 164V165H54ZM68 163H66V166H67ZM110 164V163H109ZM117 164V163H116ZM129 165V163H126ZM191 164V163H190ZM23 165V164H22ZM38 165V164H36ZM35 165V166H36ZM48 165V164H47ZM50 165H52L50 163ZM49 165V166H50ZM70 165V166H71ZM79 165V163H78ZM83 165V164H82ZM92 165V164H91ZM104 165V164H103ZM114 165V164H113ZM152 165V164H151ZM179 165V164H178ZM5 166V165H4ZM17 166V165H15ZM14 166V167H15ZM27 166V165H26ZM33 166V165H31ZM41 166V165H40ZM48 166V167H49ZM55 166V165H54ZM62 166V165H61ZM85 165H83L84 167ZM106 166V164H105ZM108 166V165H107ZM142 166V165H141ZM174 166V165H172ZM183 166V165H181ZM1 167V169H2ZM9 167V166H8ZM19 167V166H17ZM29 167V166H28ZM34 167V166H33ZM42 167V166H41ZM46 167V168H48ZM52 167V166H51ZM64 167V166H63ZM69 167V166H67ZM66 167V168H67ZM76 167V166H74ZM86 167V166H85ZM89 167V165H88ZM87 167V168H88ZM103 167V166H102ZM111 167V166H109ZM161 166H159L160 168ZM164 167V166H163ZM161 167V168H163ZM6 168V167H3V169ZM24 168H25V165H24ZM43 168V167H42ZM55 168V167H54ZM70 168V167H69ZM106 168V167H105ZM169 168V167H168ZM167 168V169H168ZM172 168V167H171ZM257 168V167H256ZM10 169V168H9ZM20 169V168H19ZM18 169V170H19ZM28 168H26L27 170ZM31 169V168H30ZM34 169V168H33ZM37 168H35L36 170ZM49 170H51L50 168H48ZM46 169V170H48ZM53 169V167H52ZM56 170L58 169L55 168ZM63 169V168H62ZM65 169V168H64ZM80 169V168H79ZM101 169V168H100ZM107 169V168H106ZM133 169V168H132ZM165 169V168H164ZM180 169V168H179ZM183 169V168H182ZM7 170V169H6ZM5 170V171H6ZM12 170V169H11ZM39 170V169H38ZM48 172H52V171H49ZM61 169H59L60 171ZM77 170H78V167H77ZM76 170V171H77ZM83 170V169H82ZM88 170H90L88 168ZM105 170V169H104ZM185 170V169H184ZM189 170V169H188ZM187 170V171H188ZM2 171V170H1ZM4 171V170H3ZM14 171V169L12 170V172ZM21 171V169H20ZM32 171V170H31ZM28 170V172H31ZM40 171V170H39ZM43 171V169L41 170V172ZM62 171V170H61ZM67 171V170H66ZM75 171V172H76ZM91 171V170H90ZM106 171V170H105ZM110 171V170H109ZM113 173H114V170H112ZM132 171V170H131ZM135 171V170H134ZM179 171V170H178ZM8 172V171H7ZM10 172V171H9ZM16 171L13 172V174L15 173ZM46 172V171H45ZM45 172L43 171V174H45ZM58 172V171H56ZM63 172H65L63 170ZM62 174H65L66 173H63ZM74 172V170L72 171ZM79 172V171H78ZM103 172V171H101ZM116 172V171H115ZM186 172V170H185ZM4 173V172H3ZM6 173V172H5ZM18 173V171H17ZM15 173V174H17ZM47 173V172H46ZM55 173V172H54ZM81 173L82 171L80 172V176H81ZM84 173V171H83ZM99 173V171H98ZM107 173V171H106ZM106 173H103V175L106 177V176H109V175H106ZM111 173V172H110ZM109 173V174H110ZM111 173V175L113 174ZM135 173V172H133ZM169 173V171H168ZM174 173V171L172 172ZM182 173V172H181ZM189 173H191V171L189 170L188 171V176ZM197 173V172H196ZM243 173V172H240V174ZM37 174V172H36ZM75 175V173H73ZM79 173H77L78 175ZM117 174V173H116ZM141 174V173H140ZM143 174V173H142ZM160 174V173H159ZM165 174H166V170H165ZM193 174V173H192ZM191 174V175H192ZM259 174V173H258ZM7 175V174H6ZM10 175V173H9ZM23 175V173H22ZM30 175V174H29ZM50 175V174H49ZM83 175V174H82ZM95 175V174H94ZM111 175L109 177H111ZM161 175V174H160ZM163 175V174H162ZM12 176V174H11ZM15 176V175H14ZM19 176L20 173H19ZM28 176V175H27ZM58 176V175H57ZM73 176V175H72ZM102 176V175H101ZM145 176V175H143ZM236 176V175H235ZM238 176H241L238 174ZM256 176V175H255ZM254 176V177H255ZM9 177V176H8ZM18 177V176H17ZM17 177H14V178H17ZM24 177V175H23ZM41 177V176H40ZM59 177H61L59 175ZM69 177V176H68ZM67 176L64 177V178H68ZM95 177V176H94ZM114 177V176H113ZM109 178L112 180V178ZM151 177V176H149ZM155 177V176H153ZM151 177V178H153ZM159 177V176H158ZM157 177V178H158ZM166 177V176H165ZM192 179H193V176H191ZM197 177V176H196ZM237 177V176H236ZM260 177V176H259ZM28 178V177H27ZM32 178V177H31ZM50 178V177H49ZM63 178V177H62ZM77 177H74V179H76ZM84 178V177H83ZM86 178V177H85ZM93 178V177H92ZM118 178V177H117ZM185 178V177H184ZM5 179V178H3ZM13 179V178H12ZM48 179V178H47ZM72 179V178H71ZM96 179V178H95ZM106 179H108L106 177ZM108 179V180H109ZM115 179V178H114ZM149 179V178H148ZM155 179V178H154ZM160 179V178H159ZM172 179V178H171ZM174 179V178H173ZM181 179V178H180ZM238 179V178H237ZM245 179V178H244ZM250 179V178H249ZM262 179V178H261ZM1 180V179H0ZM14 180V179H13ZM50 180V179H49ZM63 180V179H62ZM68 180V179H67ZM66 180V182H67ZM90 179L88 178V181ZM102 180V179H101ZM111 180H110V184L111 183ZM195 180V179H194ZM2 181V180H1ZM4 181V180H3ZM6 181V180H5ZM34 181V180H33ZM39 181V180H38ZM58 181V180H57ZM79 181V180H78ZM81 181V180H80ZM86 181V180H84ZM115 181V180H114ZM118 182L120 180H117ZM116 181V182H117ZM139 181V180H138ZM142 181V180H141ZM164 181V180H163ZM166 181V180H165ZM175 181V179H174ZM179 181V179H178ZM258 182V180H256ZM40 182V181H39ZM90 182V181H89ZM132 182V181H131ZM162 182V181H161ZM170 182V181H169ZM173 182V181H172ZM176 182H177V179H176ZM183 182V181H182ZM192 182V181H191ZM211 182V181H210ZM256 182V183H257ZM41 183V182H40ZM52 183V182H51ZM60 183V182H59ZM85 184H88L86 182H84ZM157 183V182H156ZM178 183V182H177ZM247 183V182H246ZM35 184V183H34ZM38 184V183H37ZM53 184V183H52ZM69 184L70 181H69ZM109 184V185H110ZM116 184V183H114ZM120 184V183H119ZM136 184V183H135ZM163 184V183H162ZM172 184V183H171ZM180 184V183H178ZM186 184L185 182L178 188H184L186 187ZM194 184V182H193ZM249 184V183H248ZM30 185V184H29ZM27 185V186H29ZM39 185V184H38ZM48 185V184H47ZM51 185V184H50ZM62 185V184H61ZM60 185V186H61ZM65 186L68 187V185L64 184ZM73 185V184H71ZM137 185V184H136ZM158 185V184H157ZM161 185V184H160ZM165 185V184H164ZM174 185V184H173ZM184 185V186H183ZM18 186V185H17ZM35 186V185H34ZM41 186V185H40ZM78 186L80 187V184H78ZM96 186V185H95ZM116 186V185H115ZM120 186V185H119ZM118 186V187H119ZM148 186V185H146ZM168 186V185H167ZM175 186V185H174ZM222 186V185H221ZM247 185H245L246 187ZM250 186V185H249ZM247 186L248 188H251ZM32 187V186H31ZM46 187V186H45ZM58 187V186H56ZM55 187V188H56ZM71 187V186H70ZM69 187V188H70ZM103 186H100V188H102ZM133 187V186H132ZM135 187V186H134ZM137 187H139V184L137 185ZM140 187H143V185H141ZM154 186L151 187V185L149 186V188H152V189H155L153 188ZM160 187V186H159ZM163 187V186H162ZM173 187V186H172ZM19 188V187H18ZM36 188V187H35ZM38 188V187H37ZM42 188V187H41ZM48 188V187H47ZM61 188V187H60ZM64 188V187H63ZM73 188V187H72ZM75 188V187H74ZM73 188V189H74ZM107 188V187H106ZM121 188V187H120ZM123 188V187H122ZM141 188V189H142ZM148 188V189H149ZM176 189V187H173ZM253 188V186H252ZM20 189V188H19ZM27 189V188H26ZM54 189V188H53ZM58 189V188H57ZM80 189V188H79ZM96 189V188H95ZM133 189V188H132ZM140 189V188H139ZM138 189V190H139ZM140 189V190H141ZM146 189V188H145ZM151 189V190H152ZM254 189V188H253ZM252 189V191H253ZM30 190V189H29ZM40 190V189H39ZM51 190V189H50ZM63 190V189H62ZM60 190V191H62ZM66 190V189H65ZM69 190V189H68ZM78 190V188L76 189ZM75 190V191H76ZM91 190V189H90ZM100 190H103V189H100ZM125 190V189H124ZM122 189V192L124 191ZM131 190V189H130ZM135 190V188H134ZM192 190V189H190ZM189 189L187 190V194H188V200L190 199L194 204H198V211H196V209H194L196 212H194V214L192 213V216L193 218L192 219V222L195 223L196 226L198 225H205L203 226V229L204 230H207L210 228L211 226V222H214V218L217 216V214L214 216L212 212L209 213V209H204V205H207L208 204V199H205L204 198H199L197 193L192 192L190 191ZM258 190V188H257ZM20 191V190H19ZM22 191V190H21ZM54 190H52L53 192ZM67 191V190H66ZM72 191V190H70ZM74 191V190H73ZM72 191V192H73ZM92 191V190H91ZM90 191V192H91ZM96 191H99V190H96ZM120 191V190H119ZM133 191V190H132ZM137 191V190H136ZM135 191V192H136ZM143 192H145L146 190H141ZM150 191V189L148 190ZM154 191V190H153ZM152 191V192H153ZM245 191H248V190H245ZM4 192V191H3ZM7 192V191H6ZM13 192V191H12ZM24 192V191H23ZM49 192V191H48ZM47 192V193H48ZM79 192V190L77 191ZM117 192V191H116ZM134 192V193H135ZM142 192V193H143ZM151 192V191H150ZM151 192V193H152ZM167 192V191H165ZM19 193V192H18ZM26 193V191H25ZM24 193V194H25ZM42 193V192H41ZM50 193V192H49ZM63 193V192H61ZM60 193V194H61ZM68 194H65V195H69V191L66 192ZM74 193V192H73ZM72 193V194H73ZM100 193V192H99ZM120 193V192H119ZM133 193V195H134ZM140 194V191L137 192ZM135 193V194H137ZM250 193V192H249ZM252 193V192H251ZM4 194V193H3ZM39 194V193H38ZM43 194V193H42ZM46 194V193H45ZM56 194V193H55ZM54 194V195H55ZM77 194V193H76ZM75 194V195H76ZM102 193H100L101 195ZM117 195V193H115ZM123 194V193H122ZM120 194L119 197L122 195ZM154 194V193H153ZM152 194V195H153ZM160 194V193H159ZM167 194V193H166ZM225 194V193H224ZM245 194V193H244ZM257 194L261 197V195H264V183L261 184V186H259V190L257 192ZM11 195V194H10ZM9 195V196H10ZM103 195V194H102ZM109 195V194H108ZM115 195V196H116ZM125 195V194H124ZM124 195H122V199L121 198H118L117 196V200H115L114 204H119L121 201H124L125 203L127 202V205H128V199L129 201H131L130 198L125 197L124 199ZM143 195V194H142ZM147 194H145L146 196ZM240 195V193H239ZM253 194H251L252 196ZM8 196V195H7ZM31 196V194H30ZM71 196V194H70ZM90 196V195H89ZM88 196V197H89ZM93 196L92 198V201H94V195H91ZM157 195L153 196V197H156ZM229 196V195H228ZM242 196V194H241ZM3 195L0 194V200L2 199ZM6 197V196H5ZM12 197H14L12 195ZM38 197V196H37ZM69 197V196H68ZM74 197V196H73ZM71 196V198H73ZM76 197V196H75ZM74 197V198H75ZM98 198H100V196L97 195ZM95 197V198H97ZM107 197V196H106ZM115 197V198H116ZM209 197V196H208ZM250 197V195H249ZM8 197H6V200ZM57 198V197H55ZM80 198V197H79ZM127 198V199H126ZM147 198V197H146ZM150 198V197H149ZM159 198V197H158ZM157 198V199H158ZM171 198H174V197H171ZM240 198V196H239ZM4 199V198H3ZM11 199V197L9 198V200ZM37 199V198H36ZM60 199V198H59ZM65 199V198H64ZM83 199V198H82ZM136 199V198H133V200ZM143 199V198H141ZM140 199V200H141ZM148 199V198H147ZM146 199V200H147ZM212 199V198H211ZM238 199V197H237ZM249 199V198H248ZM247 199V200H248ZM254 199V198H253ZM262 199V198H260ZM13 200V199H11ZM16 200V199H15ZM25 200V199H24ZM33 200V199H32ZM55 200V199H54ZM76 200V199H74ZM73 200V201H74ZM81 200V199H80ZM88 200V199H87ZM91 199L89 198V202L90 203H86L84 204V207L82 210L84 211H87L89 208H92L94 207L93 203L90 201ZM100 200V199H99ZM105 200V199H104ZM109 200V199H108ZM114 200V199H113ZM137 200V199H136ZM134 200V202H138L139 201H136ZM139 200V199H138ZM150 200H153V199H150ZM150 200H147V201H150ZM171 200V199H170ZM176 200V199H175ZM187 202L189 203L190 200ZM246 200V201H247ZM250 200V199H249ZM259 200V199H258ZM5 201V200H4ZM3 201V202H4ZM18 200H16L17 202ZM59 201V200H58ZM63 201V200H62ZM66 201V199H65ZM69 201V200H68ZM98 201V199H97ZM143 201V200H142ZM146 201V202H147ZM158 201V200H157ZM162 201V200H161ZM159 200V202H161ZM169 201V200H168ZM240 201V199H239ZM253 201V203H255L254 200H251ZM261 201V200H259ZM7 201H5L6 203ZM26 203V201H24ZM28 202V201H27ZM38 202V201H37ZM61 202V201H59ZM83 202V201H82ZM113 202V201H112ZM124 202H121V204H123ZM146 202L145 205H146ZM154 202V201H153ZM166 201H164L165 203ZM180 202V201H179ZM186 202V203H187ZM200 202V203H199ZM10 203V202H9ZM22 203V202H21ZM34 203V202H33ZM40 203V202H39ZM38 203V204H39ZM71 203V202H70ZM73 203V202H72ZM78 203V202H77ZM96 203V202H95ZM98 203V202H97ZM105 203V202H104ZM103 203V204H104ZM133 203V202H130V204ZM142 203V202H141ZM148 203V202H147ZM168 203V202H167ZM239 203V202H238ZM259 203V202H258ZM17 204V203H15ZM35 204V203H34ZM33 204V205H34ZM37 204V205H38ZM67 204V203H66ZM99 204V207H101V203H98ZM97 204V206H98ZM120 204V206L122 207V205ZM135 205V203H133ZM132 204V205H133ZM140 204V203H139ZM156 204V203H155ZM158 204V202H157ZM166 204V203H165ZM172 204V203H171ZM179 204V203H178ZM191 203H189L190 205ZM212 204V203H211ZM249 204V203H248ZM257 204V203H256ZM1 205V204H0ZM3 205V204H2ZM20 205V204H19ZM26 205V204H25ZM32 205V204H31ZM36 205V204H35ZM44 205V204H43ZM65 205V204H64ZM73 206V204H71ZM76 205V204H74ZM79 205V204H77ZM76 205V206H77ZM116 205V206H117ZM124 205V204H123ZM149 205V204H148ZM161 205V204H160ZM169 205V204H167ZM173 205H176V204H173ZM240 205V204H239ZM11 206V205H10ZM16 206V205H15ZM14 206V207H15ZM21 206V205H20ZM18 206V207H20ZM71 206V207H72ZM103 206V205H102ZM106 206V204H105ZM104 206V207H105ZM110 206V205H108ZM126 206V204L124 205ZM122 207L125 209V207ZM136 206V205H135ZM141 206V205H139ZM147 206V205H146ZM145 207V209H147ZM150 206V205H149ZM163 206V205H162ZM165 206V205H164ZM7 207V206H5ZM12 207V206H11ZM17 207V206H16ZM15 207V208H16ZM23 207V206H22ZM28 207V206H27ZM26 207V208H27ZM40 207V206H39ZM42 207V206H41ZM47 207V205H46ZM45 207V208H46ZM57 207V206H56ZM55 207V208H56ZM66 207V206H65ZM64 207V208H65ZM97 207V208H99ZM115 207V206H114ZM134 207V206H133ZM142 207V206H141ZM154 207H156L154 205ZM159 207V206H158ZM167 206H165L164 209L162 210H165ZM174 207V206H173ZM179 206H177L178 208ZM181 207V206H180ZM195 207V208H197ZM206 208L208 206H205ZM210 207V206H209ZM8 208V207H7ZM26 208H25V211H26ZM38 208V207H37ZM36 208V210H37ZM76 208V207H74ZM116 208V207H115ZM130 208H132L130 206ZM138 209L140 207H137ZM143 208V207H142ZM141 208V209H142ZM169 208V207H167ZM171 208V207H170ZM177 208L175 207L174 209L175 210V214H177V216H174L176 218V220L178 222H180L181 225H184L185 228L186 226L189 225L190 223V215H187L188 217H186L185 215H181V212L179 209L177 210ZM203 208V209H202ZM257 208V207H256ZM263 208V207H262ZM10 207H9V212L11 213V211L13 212V210L10 211ZM29 209V208H28ZM31 209V208H30ZM29 209V210H30ZM60 209V207H59ZM62 209V207H61ZM70 209V208H69ZM72 209V208H71ZM79 217H80V205H79ZM94 209V208H92ZM91 209V210H92ZM117 209V208H116ZM115 209V210H116ZM161 209V208H159ZM173 209V210H174ZM189 209V207H188ZM250 209V208H249ZM248 209V211H249ZM7 210V209H6ZM35 210V209H33ZM48 210V208H47ZM46 210V212H47ZM51 210V209H50ZM57 210V209H56ZM64 210V209H62ZM66 210V208H65ZM76 209H74L75 211ZM90 210V211H91ZM118 210V209H117ZM122 210V209H121ZM127 210V209H125ZM151 210H154V209H148V212L151 211ZM158 210V209H157ZM173 210H171L173 212ZM182 210V209H181ZM193 210V211H194ZM209 210V211H208ZM24 211V210H22ZM28 211V210H27ZM49 211V210H48ZM52 211H53V207H52ZM52 211H49L48 213L49 214H53L54 213ZM70 211V210H69ZM68 211V212H69ZM77 211V210H76ZM76 211L73 212V216H70V217H74V215L76 216ZM89 211V212H90ZM93 211V210H92ZM91 211V212H92ZM96 211V210H95ZM104 211V210H103ZM123 211V210H122ZM135 211V210H134ZM141 211V210H139ZM167 210H165L166 212ZM168 209V214H170ZM185 211V210H183ZM205 211H208L205 212ZM8 212V214H9ZM16 211L13 212V214L15 213ZM20 212V211H19ZM39 212V211H38ZM56 212V211H55ZM59 211H57V214H58ZM67 212V211H66ZM67 212V213H68ZM72 212V211H71ZM88 212V211H87ZM87 212H85L87 214ZM90 212V213H91ZM107 212V211H105ZM108 212L110 213V211L108 210ZM116 212V211H115ZM114 212V214H115ZM125 212V211H123ZM137 212V211H135ZM143 212H147L143 210ZM161 212V211H159ZM171 212V214H172ZM177 212V213H176ZM179 212V213H178ZM219 212V211H218ZM217 212V213H218ZM252 212V211H250ZM7 213V212H6ZM6 213L3 214L4 215H7ZM17 213V212H16ZM21 213V212H20ZM26 213V212H25ZM30 213V211H29ZM28 213V214H29ZM61 214H65V211L62 213L60 212ZM66 213V214H67ZM83 213V211H82ZM84 213V214H85ZM89 213V214H90ZM94 213V212H93ZM100 212H98L99 214ZM128 213V212H127ZM130 213V211H129ZM173 213V215H174ZM187 213V212H186ZM212 213V214H211ZM252 213H255V212H252ZM11 214V216L13 215ZM23 214V213H22ZM32 214V213H31ZM42 214V212H41ZM39 213V215H41ZM45 214V212L43 213V215ZM47 214V213H46ZM45 214V215H46ZM60 214V215H61ZM83 215V216H86ZM92 214V213H91ZM112 214V213H110ZM108 214V218L110 217ZM120 214V213H119ZM118 214V216H119ZM134 214V213H133ZM137 214V213H135ZM146 214V213H145ZM162 214V213H161ZM164 214V213H163ZM167 214V213H166ZM167 214V215H168ZM257 214V213H255ZM259 214V213H258ZM264 214V213H263ZM10 215V214H9ZM8 215V217H9ZM24 215V218H25V214ZM35 215V214H34ZM48 215V214H47ZM46 215V216H47ZM52 215V217H53ZM68 215V214H67ZM69 215H71L69 213ZM95 217H96V214H94ZM122 215H125L124 213ZM140 215L139 213L137 214V216ZM152 215V214H151ZM150 215V216H151ZM165 215V214H164ZM163 215V217H164ZM194 215V216H193ZM253 215V214H252ZM2 216V215H1ZM2 216V217H3ZM28 217L29 216H33V215H27ZM49 216V215H48ZM51 216V215H50ZM58 216V215H57ZM64 215H62L63 217ZM81 217V218H84V217ZM107 216V215H106ZM117 217V215H114ZM126 216V215H125ZM131 216V215H130ZM160 216V214H159ZM166 216V215H165ZM257 216H261L260 215H257ZM7 217V218H8ZM18 217V215H17ZM52 217H49L50 219ZM61 217V216H60ZM66 217V216H65ZM78 217V219H79ZM88 217V216H86ZM91 217V215L89 216ZM94 217V216H93ZM92 217V218H93ZM129 216H127L128 218ZM135 216H133L134 218ZM142 219V216H140ZM152 217V216H151ZM162 217V216H161ZM173 217V216H171ZM5 218V217H4ZM19 218V217H18ZM36 218L35 216L32 218L34 219ZM45 218V217H44ZM43 218V219H44ZM55 218V217H54ZM59 218V217H58ZM69 218V217H67ZM92 218H89L90 220ZM97 218V217H96ZM101 218V217H100ZM98 218V219H100ZM104 218V217H103ZM102 218V220H103ZM107 218V217H105ZM111 218V217H110ZM124 219V217H121ZM130 218V217H129ZM150 218V217H149ZM166 218V217H165ZM167 218H169V216H167ZM10 217L7 219L9 220ZM15 219V218H14ZM21 219L23 220V217L21 216ZM21 219H20V222H21ZM27 219V217H26ZM26 219H24L26 221ZM37 219V218H36ZM34 219V220H36ZM71 219V218H69ZM75 219V218H74ZM87 219V218H85ZM84 219V220H85ZM98 219H95V220H98ZM118 219V218H117ZM157 219V218H155ZM158 219H160L158 217ZM256 219V218H255ZM5 220V219H4ZM6 220V221H7ZM12 222V218L10 219ZM18 220V219H16ZM31 218H29V222ZM32 220V223L35 221ZM47 220V219H45ZM52 220V219H51ZM73 220V219H72ZM83 220V221H84ZM108 220V219H106ZM131 220V219H130ZM143 220H144V223H145V226L147 225L148 227L150 228H153L155 229V232H157L156 236L158 234H160L161 232H164L166 226L160 224H157L158 220L156 221L157 225L153 224L152 227H151V220H153V218L151 220L147 219L145 216L143 217ZM1 221V220H0ZM3 221V220H2ZM1 221V222H2ZM11 221L7 222V223H11ZM24 221V222H25ZM28 221V220H27ZM26 221V222H27ZM44 221V220H43ZM42 221V222H43ZM54 221V220H53ZM70 221V220H69ZM77 221V219H76ZM80 221H82L80 219ZM104 221V220H103ZM102 221V222H103ZM118 221V220H116ZM164 221V220H163ZM175 221V219H174ZM175 221V222H177ZM17 222V221H16ZM28 222V223H29ZM38 222V221H37ZM41 222V223H42ZM67 222V221H66ZM73 222V221H72ZM78 222V221H77ZM91 222V221H90ZM95 222V221H94ZM109 222V221H108ZM114 222V221H113ZM140 222H143L142 220H140ZM191 222V223H192ZM6 223V224H7ZM15 223V222H14ZM13 223V224H14ZM34 223H33V226H34ZM40 223V222H39ZM76 223V222H75ZM74 223V224H75ZM88 223V222H87ZM107 223V222H105ZM110 223V222H109ZM167 223V222H165ZM173 223V222H172ZM2 225V223H0ZM12 224V223H11ZM21 224V223H20ZM23 224V223H22ZM27 224V223H26ZM37 226V223H35ZM47 224V223H46ZM55 224V223H54ZM73 224V223H72ZM80 224V223H78ZM77 224V225H78ZM83 224V223H82ZM81 224V225H82ZM92 224V222H91ZM99 224V223H98ZM112 224V223H110ZM133 224V223H132ZM170 224V223H168ZM3 227H5V224L3 222ZM61 225V224H60ZM87 225V224H86ZM101 226V224H99ZM104 225V224H103ZM115 227H116V224H114ZM119 225V224H118ZM121 225H124L123 223ZM143 225V223H142ZM172 225V224H171ZM176 225V224H175ZM7 226V225H6ZM16 227L14 228H17V223L16 225H14ZM23 226H27V225H23ZM22 226V227H23ZM31 226V224H30ZM39 226V225H38ZM47 226V225H46ZM50 226V225H49ZM58 226V225H57ZM63 226V225H62ZM83 226V225H82ZM105 226H108V225H105ZM169 226V225H168ZM190 226V225H189ZM53 227V226H52ZM65 227V226H64ZM75 227V226H74ZM84 227H86L84 225ZM88 227V226H87ZM87 227H86V230H87ZM95 227V225H94ZM119 227V226H118ZM132 227V226H131ZM142 227V226H141ZM191 227V226H190ZM1 228V227H0ZM10 228V227H9ZM24 228V227H23ZM36 228V227H35ZM34 228V229H35ZM47 228V227H45ZM50 228V227H49ZM55 228V227H54ZM76 228V227H75ZM80 228V227H78ZM121 228V226H120ZM129 228V227H127ZM133 228V227H132ZM145 228V227H144ZM164 228V229H163ZM169 228V227H168ZM174 228H177V227H174ZM181 228V227H180ZM3 229V228H2ZM5 231H6V227L4 228ZM19 229V228H18ZM27 230H29L28 228H26ZM39 229V228H38ZM37 229V230H38ZM52 229V228H51ZM50 229V230H51ZM71 229V228H70ZM102 229V227H101ZM107 229H109L107 227ZM149 229V228H148ZM173 229V228H172ZM182 229H183V226H182ZM213 229V228H212ZM8 230V229H7ZM17 230V229H16ZM24 231V229H21ZM58 230V229H57ZM60 230V229H59ZM58 230V231H59ZM77 230V229H76ZM85 230V229H84ZM83 230V232H85ZM106 230V228L104 229V231ZM113 230H114V227H113ZM129 230V229H127ZM175 230V229H174ZM173 230V231H174ZM179 230V228H178ZM177 230L176 233H172V236H173V240L172 238L170 240L174 241L173 244L175 245V243H178L180 240L177 239L178 236H180V238L182 237L181 235V232H179ZM3 230L0 229V236L1 234H3L2 232ZM31 231V230H30ZM43 231V230H42ZM70 231V230H69ZM88 231V230H87ZM98 231V230H97ZM103 231V232H104ZM108 231V230H107ZM120 231V230H119ZM132 231V230H131ZM168 231V230H166ZM169 231H171V229H169ZM181 231V230H180ZM2 232V233H1ZM26 231H24L25 233ZM29 232V231H28ZM46 233V231H44ZM53 232V231H52ZM77 232V231H76ZM90 232H91V235H92V230L90 228L89 230V235H90ZM115 232L117 233V230H115ZM120 232H125V230H123V227L121 229ZM119 232V233H120ZM130 232V231H129ZM128 232V233H129ZM134 232V231H133ZM144 232V231H143ZM142 232V233H143ZM148 232V231H147ZM6 233V232H5ZM4 233V234H5ZM10 233V232H9ZM30 233V232H29ZM28 233V234H29ZM36 233V232H35ZM51 233V232H49ZM55 233V232H54ZM96 233V232H95ZM110 232H108L109 234ZM112 233V232H111ZM127 233V231H126ZM124 234L122 233V236L126 235V236H130V234ZM185 233V232H184ZM32 234V233H31ZM52 234V233H51ZM62 234V233H61ZM70 234V233H69ZM84 234V233H83ZM107 234V232H106ZM113 234V233H112ZM148 234V233H147ZM161 234H165L164 233H161ZM160 234V235H161ZM170 234V233H169ZM210 234V233H209ZM264 234V233H263ZM26 235V234H25ZM23 235V236H25ZM33 235V234H32ZM37 235V234H36ZM41 235V234H40ZM43 235V234H42ZM57 235V233H56ZM56 235H53L54 237ZM64 235V233H63ZM67 235V233H66ZM82 235V234H81ZM85 235H88L87 232L84 234ZM88 235V237H89ZM111 235V234H110ZM109 235V236H110ZM168 234L166 235H163V236H167ZM27 236V235H26ZM52 236V235H51ZM50 236V237H51ZM60 236V235H59ZM71 236V234H70ZM83 236V235H82ZM93 236V235H92ZM96 236V235H95ZM103 236V235H101ZM106 236V235H105ZM104 236V237H105ZM118 237H120V234L118 235ZM121 236V237H122ZM159 236V235H158ZM163 236H159L158 240L160 242V244H162V246H164L163 244L165 242H168L167 240L169 239H166V238H163ZM171 236V237H172ZM61 237V236H60ZM80 237V236H79ZM87 237V236H86ZM94 237V236H93ZM91 237V238H93ZM98 237L99 234H98ZM112 237V235H111ZM110 237V239H111ZM120 237V239H121ZM153 237V236H152ZM169 237V236H167ZM3 238V237H2ZM8 238V237H7ZM30 238V237H29ZM32 238V237H31ZM37 238V237H36ZM56 238H58L56 236ZM67 238V237H66ZM106 238V237H105ZM114 238V237H113ZM112 238V239H113ZM123 238V237H122ZM125 238H128V237H125ZM132 238V236H131ZM135 238V239H134ZM133 239L135 240V242H138L137 244L139 246H141V238L139 236L137 237H134ZM155 238V237H154ZM182 237L181 240H186V238ZM4 239V238H3ZM33 239V238H32ZM94 239H96V237H94ZM101 239V238H100ZM133 239H131L133 241ZM178 242H177V240ZM225 239V238H224ZM52 240V239H51ZM54 240V239H53ZM97 240V239H96ZM108 240V243H109V238L107 239ZM107 240H106V243H107ZM118 240V239H117ZM116 240V241H117ZM127 240H130V237L129 239ZM130 240V242H131ZM218 240V239H217ZM8 241V240H7ZM11 241H14L11 239ZM34 241V240H33ZM65 241V240H64ZM86 241V239H85ZM89 241V240H87ZM91 241V240H90ZM95 241V240H94ZM103 241V240H102ZM111 241V240H110ZM115 241V239H114ZM122 242H125L127 243L128 241H124L121 239ZM153 241V240H152ZM193 241V240H192ZM6 242V241H5ZM4 242V243H5ZM15 242V241H14ZM13 242V243H14ZM92 242V241H91ZM113 242V241H112ZM134 242V241H133ZM155 242V241H154ZM185 242V241H184ZM183 242V243H184ZM212 242V241H211ZM1 243V241H0ZM7 243V242H6ZM18 243V242H17ZM75 243V242H74ZM80 243V242H79ZM118 243V242H117ZM116 243V245H117ZM124 243V244H125ZM189 243V239H188V242L184 243L185 245L188 246ZM191 243V242H190ZM189 243V244H190ZM207 243V242H206ZM10 244V243H9ZM32 244V243H31ZM34 244V243H33ZM46 244V243H45ZM56 244V243H55ZM64 244V243H63ZM132 244V243H131ZM135 244V243H133ZM136 244V246H137ZM158 244V243H157ZM193 244V243H192ZM5 245V244H4ZM7 245V244H6ZM12 244H10L9 246H11ZM14 245V244H13ZM16 245V243H15ZM59 245V244H58ZM72 245V244H70ZM114 245V244H113ZM127 245L129 246V244L127 243ZM126 245V246H127ZM142 245L144 246V248L146 249V246L142 243ZM8 246V248H9ZM83 246V245H82ZM81 246V247H82ZM115 246V245H114ZM119 246H122L120 243H119ZM135 246V245H134ZM133 246V247H134ZM138 246V248H139ZM142 247V249H144ZM158 245H156V248H157ZM183 246V245H182ZM192 246V245H191ZM1 247V246H0ZM4 247V246H3ZM13 248V250L16 249V247L19 249L20 248V245L19 246H11ZM35 247V246H34ZM76 247V246H75ZM89 247V246H88ZM132 248V246H130ZM141 247L139 248L141 250ZM160 247V246H159ZM167 247V245H166ZM213 247V246H212ZM15 248V249H14ZM37 248V247H35ZM62 248V247H61ZM119 248V247H118ZM4 249V248H3ZM10 249V248H9ZM58 249V248H57ZM60 249V248H59ZM97 249V248H96ZM163 249V248H162ZM195 249V248H194ZM211 249V248H210ZM11 250V251H13ZM17 250V249H16ZM55 250V249H53ZM66 250V248H65ZM75 250V249H74ZM91 250V249H90ZM138 250V249H137ZM212 250V249H211ZM6 251H7V247H6ZM5 249H4V252H6ZM19 251V250H18ZM16 251V252H18ZM72 250H70L69 252H71ZM87 251V250H86ZM92 251V250H91ZM109 251V250H108ZM155 251V250H154ZM159 251V250H158ZM204 251V249H203ZM1 251V255H3V253ZM8 252V251H7ZM14 252V251H13ZM12 252V254H13ZM15 252V253H16ZM68 252V253H69ZM89 252V251H88ZM101 252V251H100ZM113 253V251H111ZM121 252V251H120ZM149 252V251H147ZM157 252V251H156ZM170 254H166L168 255V264H170V261L173 260L175 263H179L181 264V259H183L182 257V254L180 251L177 250L176 247H174L171 251H169ZM19 253V252H18ZM17 253V254H18ZM22 253V252H21ZM21 253H19L21 255ZM26 253V252H24ZM51 253V251H50ZM66 253V252H65ZM74 253V252H73ZM77 253V252H76ZM83 253V252H82ZM80 253V256L79 255H69V256H65V257H59L57 259V261L54 263V264H138L136 263L133 259H131L132 257H135V256H130L131 258H121V256L118 257L116 256V253L115 255L113 256L111 253V255H109L108 253L106 252H102V253H97L95 254H89V256L87 257H82ZM84 253H85V250H84ZM123 253V252H122ZM121 253V254H122ZM166 253V251H165ZM5 254V253H4ZM9 254V252H8ZM27 254V253H26ZM71 254V253H70ZM114 254V253H113ZM124 254V253H123ZM153 254V253H152ZM0 255V256H1ZM7 255V253H6ZM15 255V254H14ZM17 255L19 256L21 259L23 255ZM25 255V254H24ZM56 255V254H55ZM62 255V254H61ZM68 255V254H67ZM86 255V253H85ZM88 255V254H87ZM165 255V256H166ZM9 256V255H8ZM7 256V257H8ZM16 256V257H17ZM47 256V255H46ZM116 256V257H115ZM218 256V255H217ZM223 256V255H222ZM3 257V256H1ZM6 257V256H5ZM4 257V259H5ZM6 257V258H7ZM15 256L11 255V257L9 256L10 260L14 258ZM52 257H54L52 255ZM9 258H7L9 260ZM24 258V256H23ZM47 258V257H46ZM165 258V257H164ZM185 258V257H184ZM206 258V257H205ZM3 259V258H2ZM4 262V260H2ZM49 259V258H48ZM171 259V260H170ZM6 260V259H5ZM53 260V259H51ZM51 260H50V263H51ZM137 260V259H136ZM142 260V259H141ZM141 260H138L141 262ZM191 260V259H190ZM16 261V259H15ZM145 261V260H143ZM184 261V260H183ZM6 262V261H5ZM14 262V261H13ZM139 262V263H140ZM147 262V260L145 261ZM181 262V263H180ZM185 262V261H184ZM15 263V262H14ZM149 263V262H147ZM192 263V262H191ZM1 264V263H0ZM8 264V263H7ZM141 264V263H140ZM142 264H144L142 262ZM189 264V263H188ZM199 264V263H198Z\"/></svg>",
    "mask_w": 264,
    "mask_h": 264
}]
</instances>
